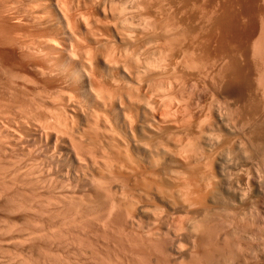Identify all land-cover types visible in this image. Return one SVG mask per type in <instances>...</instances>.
I'll return each mask as SVG.
<instances>
[{"label": "rangeland", "instance_id": "obj_1", "mask_svg": "<svg viewBox=\"0 0 264 264\" xmlns=\"http://www.w3.org/2000/svg\"><path fill=\"white\" fill-rule=\"evenodd\" d=\"M15 1H18V0H8V6L7 7H12V8H15V7H17L16 5H18V3L17 2H15ZM48 1V2H47ZM64 1H67V0H64ZM63 0H61V1H58V0H46L45 1V4H44V6L46 7L47 5V7L49 8V10H48V14H49V16H50V21L51 22H53L54 23V21H55V23H58L59 24V28H60V32L62 33V34H64L65 36L64 37H62V45H63V43H64V47L62 46V45H60V47L62 48H60L59 46H57V45H59L60 44V42H57L58 41V37L56 38V37H54L53 35V37H54V40H56L57 39V41H54V40H50L51 38H52V36L51 37H49V35H46L47 37L45 38L47 41H44L45 39H43V41H42V39H41V42H39L38 44L36 43L35 44V46H34V49L37 51L38 50V48H39V50L36 52L34 49H33V52L34 53H31V54H29V53H22L21 51H18L17 50V48H15V46H14V44L13 43H7V40L6 39H3L4 37L3 36H1V34H0V46H1V48H0V62H2V63H0V67H1V69H3V70H1L0 69V137L2 138H0V144H5V145H0V147H2V148H0L1 150L0 151H2V149H5V151L4 152H6V153H4L3 151L2 152H0V168H1V170H0V198H2V199H0V204H1V202H2V206L0 205V209H2V210H0V264H4V262H6L5 264H22L21 262H26L27 260H28V262H27V264H48V263H46L49 259H48V257L46 258V254H47V252H48V254H50L52 257H51V259L53 258V255H52V253H53V251H54V254L56 253V257L58 256V253H59V257H62L61 259L60 258H58V260H60L61 262H59L60 264H66V261H67V264L68 263H70V264H72V263H75V264H94V262L96 261L95 260V258L93 259L91 256H93L92 255V251L90 250V247L88 246V243L84 240L83 241V243H87V246L89 247L88 249L87 248H84V247H87L85 244H83V243H79L80 241L79 240H75V242H73L72 240L74 239V237H73V235H76L77 236V234H74V233H79L78 231H79V229H80V226L79 225H81L82 223H81V221L83 222V224L82 225H86V222H84V221H87L88 222V219L89 220H91L92 221V218H94L95 220H93V222H92V224L94 223V227L95 228H98V226H99V228H102L101 227V225H104L103 223H102V220L100 221V220H98L101 216L100 215H103V214H105V212L104 211H101V213L99 214V212H97L98 214H99V218L97 217V213L96 212H93V213H95V214H97L96 216L93 214V213H91L92 215H94V217L89 213V212H87V213H89V214H87L86 212H82L81 210V208H82V203H81V201L82 200H79L80 198H85V196L84 195H86V194H88L89 193V191H91L90 189H93L94 188V186H95V184L94 183H90L89 181H87V180H83V183H82V180H79V179H76L75 178V176H73V175H69V177L67 176V162H66V160H65V151H66V147H67V140H66V136L67 135H65L63 132H68L67 130H66V128H69L68 126H66V125H68V122L70 121V117H73V115L76 117V118H74V119H76L77 121H78V119H79V121L77 122V127H76V131L73 129V131L76 133L79 129H80V131H82L81 129H83V128H81L82 126H85V122L83 123V121H84V119H86V118H89L88 116L90 115L91 117L92 116H95V114L97 113H99L98 115L99 116H118V117H121L122 115H123V113L124 114H137L138 115V117L139 118H141V117H143V116H145L146 115V113H148V115L150 114H153V115H155V116H158V117H162L163 115L162 114H165V111L164 110H167V115L168 116H170V115H173L174 117H175V119H182L183 117L184 118H186V119H190V122H198L199 123V121L201 122V127H206L205 125L206 124H204V118H205V123H207V121H206V119H212V118H219L220 120H223L222 121V124H223V126H221V127H219V130H220V132H222L223 134L224 133H226V135L229 133L230 134V136L232 135V136H238L239 138H240V136H241V138H242V140H244L243 138L245 137V135L247 136V134H244L245 132L246 133H248L249 131L251 132H249V134H253V135H250V137L251 136H255L256 135V133H258L257 135H260V133H261V130H258V128L256 127V124H258L257 122H259L258 121V118H261L263 115H264V95H263V93H264V87L262 88V86H264L263 85V82H264V50L262 51V49H264V0H103V9H104V11H106V14H105V16L103 15V13H99L100 14V16L98 15V18H100V20L102 19V21H100L99 23H98V29H103L102 30V32H105V30H106V28H104L103 26H101L103 23H106L107 21L109 22L110 20V22H112V23H110V24H112V25H110L107 29L109 30V32H108V30H107V33L108 34H110L109 36H110V38H112L111 40H110V38L108 37V39H109V42L108 43H111V42H114L113 43V47L114 48H112L111 46V44H110V46L108 45V43H106V45L107 46H105V44L104 45H101V44H103V43H99V44H92L90 41H89V39H90V36L87 38V35H86V33H84V32H86L85 31V29L83 28V26H81V23H79L78 21V25H80V31L82 32L80 35H79V37L81 38V36H82V39H79V40H82V41H79V42H81V43H78V46L80 47H77V50H78V52H76V51H74L73 50V52H75V53H77V54H79L80 53V55L82 56H80V55H77V56H75V53L74 54H70L69 55V48H68V45H69V42L70 41H72V37L68 34V31H69V26H70V23H68L63 17H62V15H61V13H60V10H59V8H58V6L60 5V3L62 2H64ZM73 1V2H72ZM71 2H72V6H74L75 7V5L77 6L78 4H80L81 3V1H79L78 2V0H72ZM109 1H111L110 3H109ZM113 1V2H112ZM122 1V2H121ZM128 1V2H127ZM58 2H60V3H58ZM123 2H124V4H127V5H124L123 4ZM141 2V3H140ZM229 2V3H228ZM47 3V4H46ZM109 3V4H108ZM115 5H114V4ZM120 3V4H119ZM134 3V4H133ZM145 3V4H144ZM164 3V4H163ZM180 3V4H179ZM59 4V5H58ZM112 4H113V6H112ZM119 4V5H118ZM138 4V5H137ZM161 4V5H160ZM15 5V6H14ZM57 5V6H56ZM109 5V6H108ZM130 5V6H129ZM142 6V7H138V6ZM43 6V7H44ZM116 6V7H115ZM119 6V7H118ZM124 6V7H123ZM131 7V8H129V7ZM145 6V7H144ZM150 6V7H149ZM189 6V7H188ZM196 6V7H195ZM114 7L116 8L115 10H114ZM152 7V8H151ZM167 9H166V8ZM101 8V7H100ZM122 8V9H121ZM145 10H144V9ZM184 8V9H183ZM113 9V10H112ZM119 9V10H118ZM125 9V10H124ZM127 9V10H126ZM129 9L131 10V11H129ZM140 9V10H139ZM148 9V10H147ZM154 9V10H153ZM165 9V10H164ZM170 9H171V11H170ZM112 10V11H111ZM133 10H135V11H133ZM160 10V11H159ZM115 11H116V13H115ZM120 11V12H119ZM128 13H127V12ZM137 11H139V14H140V16H139V18H141V19H145L144 21L143 20H141V19H138V18H136V17H138L137 15H139V14H137ZM156 11V12H155ZM170 11V13H168ZM123 12V13H122ZM132 12V13H131ZM167 12V13H166ZM108 13H110V14H108ZM113 13V14H112ZM126 13V14H125ZM131 13V14H130ZM133 13H135V14H133ZM156 13V14H155ZM180 13V14H179ZM52 14V15H51ZM113 16H112V15ZM123 14V15H122ZM130 14V15H129ZM133 14V15H132ZM159 14V15H158ZM202 16H201V15ZM263 14V15H262ZM127 16L129 19H125V18H127V17H125V16ZM143 15H144V17H143ZM148 15V16H147ZM179 15V16H178ZM194 15V16H193ZM119 17V18H117V17ZM123 16V17H122ZM145 16H147V17H150L149 19L147 18V17H145ZM167 16V17H166ZM175 16V17H174ZM206 16V17H205ZM55 17V18H54ZM115 17V18H114ZM123 19H122V18ZM130 17H131V19H130ZM157 17V18H156ZM160 17V18H159ZM165 17V18H164ZM215 17V18H214ZM51 18H53V19H51ZM146 18H147V20H146ZM152 18V19H151ZM179 18V19H178ZM185 18V19H184ZM210 18V19H209ZM261 18V19H260ZM106 20V22H105V20ZM117 19V20H116ZM125 19V20H124ZM151 19V20H150ZM173 19V20H172ZM104 20V21H103ZM116 20V22H114ZM128 20V21H127ZM131 21V23H133V25L130 23V21ZM243 20V21H242ZM119 21V22H118ZM125 21V22H124ZM147 21V22H146ZM183 21V22H182ZM210 21V22H209ZM101 22H103V23H101ZM107 22V23H108ZM138 22V23H137ZM68 23V24H67ZM114 23L116 24V25H114ZM119 23H120V25H121V23H122V26H120L119 25ZM125 23V24H124ZM142 23H143V26H142ZM146 23V24H145ZM187 23V24H186ZM101 24V25H100ZM124 24V25H123ZM141 24V25H140ZM147 25V26H145V25ZM149 24V25H148ZM183 24V25H182ZM114 25V26H113ZM126 25V27L124 28V26ZM127 25H129V26H132V27H127ZM142 26V28H140V27H138V26ZM170 27H169V26ZM100 26H101V28H100ZM149 26V28H146V27H148ZM166 26V27H165ZM103 27V28H102ZM119 29V31L116 29ZM140 28L141 29V31L142 32H140V29H138V28ZM173 27V28H172ZM261 27V28H260ZM122 28H124V29H122ZM131 29L132 31H133V33H132V31H128L129 29ZM146 28V29H145ZM166 28V29H165ZM128 29V30H127ZM139 30V31H137V30ZM143 29L144 30H146V31H144L143 32ZM177 29H179V30H177ZM147 30H148V32H147ZM183 30V31H182ZM55 31V30H54ZM111 31V32H110ZM126 31V32H125ZM150 31V32H149ZM151 31H153V32H151ZM174 31V32H173ZM15 32V31H14ZM12 33L13 35L12 36H18L21 32L20 31H16V33L18 34V35H14V34H16V33ZM20 32V33H19ZM56 32V31H55ZM100 32H101V30H100ZM127 33L128 35L129 34H131V35H129L131 38H134V39H131L130 37L128 38V42H127V44L128 45H126L125 43L124 44H121L120 45V43H122L121 41H119V37H118V35L120 36L121 34H123V33ZM131 32V33H130ZM148 33V35L146 34V33ZM124 33V34H125ZM136 33H140V34H136ZM143 33V34H142ZM149 33H151V34H149ZM84 34V35H83ZM107 34V35H108ZM123 34V35H124ZM144 34H146V35H144ZM175 34V35H174ZM181 34V35H180ZM107 35H106V37H107ZM117 35V36H116ZM132 35H133V37H132ZM138 35V36H137ZM140 35V36H139ZM144 35V36H143ZM168 35V36H167ZM195 35V36H194ZM142 36V37H141ZM166 36V37H165ZM135 37H139V39H136ZM143 38V39H142ZM185 38H186V40H185ZM60 39V38H59ZM84 39V40H83ZM151 39V40H150ZM175 39V40H174ZM249 39V40H248ZM5 40V41H4ZM130 40H132L131 42H130ZM137 40L138 41H141V42H139V43H137V44H135L136 42H137ZM166 40H170L169 42H167ZM5 43H4V42ZM120 43H119V42ZM149 41V42H148ZM163 41V42H162ZM166 41V42H165ZM186 41V42H185ZM207 41V42H206ZM256 41V42H255ZM45 42V43H44ZM58 44H57V43ZM135 42V43H134ZM145 42H147V43H145ZM175 42V43H174ZM259 42V43H258ZM7 43V44H6ZM53 43V44H52ZM55 43V44H54ZM84 45H83V44ZM131 43V44H130ZM150 43V44H149ZM155 43V44H154ZM164 43V44H163ZM169 44V46H168V44ZM3 44H5L6 46L5 47H3L2 45ZM13 44V45H12ZM87 46H86V45ZM90 44V45H89ZM134 44V45H133ZM192 44V45H191ZM256 44V46H254ZM42 45V46H41ZM45 45V46H44ZM92 45V46H91ZM123 45V46H122ZM124 45H126V47L124 46ZM138 45V46H137ZM154 45V46H153ZM161 45V46H160ZM198 45V46H197ZM14 48H13V47ZM81 46L84 48V50L85 49H87L86 47H92V48H90V49H88V51H90L89 53H88V51L87 50H85L86 51V53L87 54H89L88 55V58H87V56L85 55L86 53L84 52V50H83V48H81ZM132 47V48H130V47ZM134 46H135V48H134ZM178 46V47H177ZM44 49H43V48ZM102 47V48H101ZM110 47V48H109ZM128 47V48H127ZM125 48V49H124ZM160 48V49H159ZM41 49V50H40ZM56 49H57V51H56ZM58 49H61V51H59ZM82 49V51L80 52L79 50H81ZM111 49V50H110ZM128 49H130V50H128ZM131 49H132V51H131ZM136 49V50H135ZM154 49V50H153ZM164 49V50H163ZM189 49V50H188ZM256 49V50H255ZM259 49V50H258ZM43 50V51H42ZM92 50V51H91ZM118 50H119V52H118ZM123 50H125V51H123ZM153 50V51H152ZM166 50V51H165ZM192 50V51H191ZM18 51V52H17ZM42 51V52H41ZM45 51V52H44ZM115 51H116V53H115ZM124 53H123V52ZM136 51V52H135ZM151 51H152V53H151ZM162 51V52H161ZM185 51H187V52H185ZM256 51V52H255ZM36 52V53H35ZM39 52V53H38ZM41 52V53H40ZM56 52V53H55ZM61 52V53H60ZM72 52V53H73ZM93 52V53H92ZM96 52H97V54H96ZM112 52H114V53H112ZM123 54H122V53ZM201 52H202V55H200L201 54ZM20 53H22V54H20ZM45 53V54H44ZM82 53V54H81ZM92 53V54H91ZM112 53V54H111ZM117 53H119V54H117ZM130 53V54H129ZM138 53V54H137ZM255 53V54H254ZM259 53V54H258ZM3 54V55H2ZM11 54V55H10ZM27 54V55H26ZM28 54H29V56H28ZM36 54H38V55H36ZM65 54V55H64ZM90 54L91 55H93L94 56V58H95V60L92 58L93 56H90ZM109 56H108V55ZM125 54V55H124ZM132 54V57L130 58L128 55H131ZM134 54V55H133ZM137 54V55H136ZM140 54V55H139ZM157 54V55H156ZM177 54V55H176ZM192 54V55H191ZM258 54V55H257ZM262 54V55H261ZM16 55V56H15ZM31 55V56H30ZM35 55V56H34ZM40 55V57H38ZM42 55H43V58H42ZM47 57H46V56ZM63 55V56H62ZM71 55H73V58H72V56ZM97 55V56H96ZM104 55V56H103ZM142 55V56H141ZM146 55V56H145ZM163 55V57H161ZM186 55V56H185ZM256 55V56H255ZM23 58H22V57ZM79 56V57H78ZM86 56V57H85ZM102 56V57H101ZM106 56H108V57H106ZM111 56V57H110ZM115 56H116V58H115ZM121 56V57H120ZM129 57V59L128 58H126V57ZM153 56V57H152ZM181 56V57H180ZM195 56V57H194ZM259 56V57H258ZM30 57V58H29ZM37 57V58H36ZM60 57V58H59ZM76 57V58H75ZM89 57H91L92 59H91V61H93L92 63H94V65L93 64H89V61H87V62H84V60H86V59H88L89 60ZM106 57V58H105ZM119 57H120V59L122 58V60H120L119 59ZM137 57V58H136ZM165 57V58H164ZM39 58V59H38ZM46 58V59H45ZM82 58H84V60L82 59ZM125 58V59H124ZM143 58V59H142ZM154 58V59H153ZM163 58V59H162ZM173 58V59H172ZM195 58H197V59H195ZM205 58V59H204ZM12 59V60H11ZM24 59H26V60H24ZM44 59V60H43ZM77 59V60H76ZM111 60L112 62H114L116 65H118V63L120 64L119 66H117V68L116 69H114L115 68V64L114 63H111L112 65H110V64H107V62L106 61H103V60ZM134 59V60H133ZM138 59V61L136 62L135 60H137ZM150 59H152V60H150ZM178 59V60H177ZM193 59V60H192ZM21 60V61H20ZM24 60V61H23ZM78 60H80V61H78ZM117 60V61H116ZM121 62H120V61ZM123 60L124 61H128L127 63H129L128 65H127V63L125 64L124 62H123ZM142 60H145V61H142ZM153 60H155V61H153ZM157 60V61H156ZM169 60V61H168ZM184 60H185V63H184ZM192 60V61H191ZM208 60V61H207ZM232 62H231V61ZM44 61H49L48 62V64L47 63H45ZM56 61V62H55ZM129 61H132V62H129ZM152 61V62H151ZM162 61V62H161ZM176 61H177V63H176ZM198 61V62H197ZM228 61H230L229 63H228ZM234 61H235V63L237 64H233L234 63ZM237 61V62H236ZM79 62L81 63V64H79ZM123 62V63H122ZM164 62V63H163ZM167 62V63H166ZM189 62H191L192 64H191V66H190V64H188ZM194 62V63H193ZM88 63V64H87ZM135 63H136V65H135ZM232 64V65H230V66H228V64ZM263 63V64H262ZM13 64V65H12ZM42 64V65H41ZM114 64V65H113ZM123 64H125V65H123ZM132 64V65H131ZM157 64V65H156ZM162 64V65H161ZM168 64V65H167ZM183 64V65H182ZM193 64H194V66H193ZM195 64H198V65H200V66H198V65H195ZM207 64V65H206ZM4 65V66H3ZM12 67H11V66ZM34 67H33V66ZM46 65V66H45ZM49 65V66H48ZM59 65V66H58ZM92 65L94 66V67H92ZM130 65V66H129ZM149 65V66H148ZM155 65V66H154ZM159 65V66H158ZM177 65V66H176ZM189 65V66H188ZM203 65V66H202ZM245 65V66H244ZM41 66V67H40ZM47 66H48V68H47ZM52 66V67H51ZM54 66V67H53ZM84 66V67H83ZM90 66L92 67V68H90ZM114 66V67H113ZM126 68H125V67ZM154 66V67H153ZM164 66V67H163ZM212 66V67H211ZM237 66V67H236ZM6 67H7V70H9V72L6 70ZM37 67V68H36ZM45 67V68H44ZM56 67H57V69H58V71L59 72H57V70H56ZM108 67H110V68H108ZM132 67V68H131ZM133 67L135 68V69H133ZM137 67V68H136ZM138 67H139V69H138ZM142 67V68H141ZM150 67H152V68H150ZM157 67V68H156ZM166 67V68H165ZM229 67V68H228ZM260 67V68H259ZM15 68V69H14ZM41 68V69H40ZM66 68H67V72H66ZM69 68H70V70H69ZM122 68L124 69V71L122 70ZM149 68H150V70H149ZM153 68H155V69H153ZM188 68V69H187ZM195 68V69H194ZM236 68H240V69H237V70H235ZM242 68H243V70H244V68H245V71H244V73H246V75L244 74L243 75V70H242ZM247 68V69H246ZM249 68V69H248ZM263 68V69H262ZM38 69V70H37ZM40 69V70H39ZM48 69V70H47ZM53 69V70H52ZM82 69H84V70H82ZM85 69H86V72H85ZM90 69H91V71H90ZM118 69V70H117ZM127 69H131V73H130V75H126V74H129L128 72H130L129 70H127ZM138 69V70H137ZM141 69V70H140ZM142 69H143V71H142ZM174 69V70H173ZM190 69V70H189ZM231 69H232V72H230L231 71ZM257 69V70H256ZM260 69V70H259ZM51 70V71H50ZM94 70V71H93ZM111 70V71H110ZM115 70H117V71H115ZM120 70V71H119ZM134 70H136V71H134ZM140 70V71H139ZM146 70V71H145ZM149 70V71H148ZM154 70H155V73H154ZM167 70V71H166ZM189 70V71H188ZM233 70H235V71H233ZM250 70V71H249ZM262 70V71H261ZM36 71V72H35ZM39 72V74H38V72ZM41 71H42V73H41ZM52 71H54L53 73H52ZM64 71V72H63ZM87 71H88V73H87ZM112 71H113V73H112ZM133 71H134V73H133ZM162 71V72H161ZM169 71V72H168ZM199 71V72H198ZM207 71V72H206ZM218 71H220V72H218ZM223 71V72H222ZM224 71L226 72V74H223L224 73ZM237 71H239V72H237ZM247 71H248V73H247ZM254 73H253V72ZM256 71H257V74H256ZM11 72H14V73H17L18 72V74H12ZM48 72H51V74L49 73V75H48ZM56 72V73H55ZM85 72V73H84ZM89 72H91V73H89ZM98 72V73H97ZM127 72V73H126ZM145 72V73H144ZM174 72V73H173ZM229 72V73H228ZM236 72L237 73H239L240 75H238V74H236ZM250 72V73H249ZM251 72H252V74H251ZM63 73V74H62ZM66 73V74H65ZM70 73V74H69ZM87 73V74H86ZM116 73V74H115ZM168 73V74H167ZM262 73V74H261ZM9 74L11 75V76H9ZM25 76H24V75ZM45 75V77H44V75ZM57 74H59L58 76H57ZM93 74H94V76H93ZM136 74V75H135ZM138 74V75H137ZM141 74V75H140ZM216 74V75H215ZM5 75V76H4ZM8 75V76H7ZM14 75V76H13ZM15 75H17V76H15ZM23 75V76H22ZM38 75H39V77H38ZM49 77H48V76ZM52 75V76H51ZM54 75V76H53ZM88 75V76H87ZM108 75H110V76H108ZM114 75V76H113ZM117 75V76H116ZM150 77H149V76ZM159 75V76H158ZM175 75V76H174ZM203 75V76H202ZM236 75V76H235ZM262 77H260V76ZM29 76V77H28ZM35 76H36V79H35ZM47 76V77H46ZM51 76V77H50ZM56 76V77H55ZM66 76V77H65ZM113 76V77H112ZM129 76H130V78H129ZM243 76V77H242ZM250 76H252V78L250 77ZM258 76V77H257ZM7 77H8V81L10 82H8L7 81ZM10 77H13L12 79H10ZM15 77H16V79H15ZM24 77V78H23ZM26 77V78H25ZM61 77H64L65 78V80H64V78H61ZM97 77V78H96ZM117 77V78H116ZM140 77V78H139ZM169 77V78H168ZM245 77V78H244ZM249 77V79H247ZM257 77V78H256ZM260 77V78H259ZM19 78V79H18ZM28 78V79H27ZM41 80H40V79ZM45 78L47 79V80H45ZM50 78V79H49ZM55 78V79H54ZM57 78V79H56ZM58 78H61L62 79V81H61V79L59 80ZM108 78V79H107ZM137 78H139V79H137ZM157 78V79H156ZM161 80H159V79ZM176 78V79H175ZM236 78V79H235ZM244 78V79H243ZM251 78V79H250ZM261 80H259V79ZM10 79V80H9ZM20 79H23V80H20ZM29 79H30V81L32 82V85H31V82L29 81ZM49 79V80H48ZM67 79V80H66ZM97 79V80H96ZM100 79V82H97L98 80ZM111 79V80H110ZM136 79V80H135ZM142 79V80H141ZM146 79V80H145ZM238 79L240 80V81H238ZM246 79H247V81H246ZM263 79V80H262ZM44 80V81H43ZM51 80H53V81H51ZM68 80H70V83H69V81ZM90 80H92V81H90ZM119 82H118V81ZM160 82H159V81ZM165 80V81H164ZM212 80V81H211ZM246 82H245V81ZM254 80H256V81H254ZM262 83H260L259 81ZM17 81V82H16ZM22 81V82H21ZM25 81V82H24ZM30 83H29V82ZM65 81V82H64ZM75 81H77V82H75ZM84 81V82H83ZM116 81V82H115ZM137 81H139V82H137ZM148 81V82H147ZM177 81V82H176ZM231 81V82H230ZM243 81V82H242ZM34 82H36V84L34 83ZM59 82V83H58ZM63 82V83H62ZM130 82V83H129ZM157 82V83H156ZM238 82H240L239 84H240V86H239V84H238ZM256 82V83H255ZM3 83H4V85H3ZM16 86H14L13 84ZM16 83V84H15ZM38 83V84H37ZM57 83V84H56ZM67 83V84H66ZM75 83V84H74ZM77 83H79L78 84V86H77ZM115 85H114V84ZM123 83V84H122ZM139 83H140V86H138L139 85ZM150 83H151V85H152V87H151V85H150ZM168 83V84H167ZM169 83H171V84H169ZM242 83H244L245 85H242ZM258 83V84H257ZM9 84H11L12 85V87H11V85H9ZM29 84V85H28ZM63 86H62V85ZM65 84H66V86H65ZM89 84H91V85H89ZM98 84V85H97ZM100 84V85H99ZM126 86H125V85ZM179 84V85H178ZM216 84V85H215ZM259 84H261V85H259ZM2 85V86H1ZM42 85V86H41ZM133 85V86H132ZM218 85V86H217ZM56 86V87H55ZM59 86V87H58ZM62 88H61V87ZM76 86V87H75ZM81 86V87H80ZM93 86V87H92ZM96 86V87H95ZM104 86H105V88H104ZM120 86H122V87H120ZM130 86V87H129ZM137 87L136 89V91H137V93H138V96H136L137 95V93H133V89L135 88V87ZM163 86H165V87H163ZM239 86V88L237 89V87ZM2 87V88H1ZM5 87H6V89H5ZM19 87H21V88H19ZM33 87H34V89H33ZM43 87V88H42ZM52 87V88H51ZM66 87V88H65ZM90 87H91V89H90ZM94 87L96 88V91L99 89V90H101V91H98L99 92V94L94 90ZM100 87V88H99ZM103 87V88H102ZM107 87V88H106ZM109 87V88H108ZM115 87V88H114ZM116 87H119V88H117L116 89ZM125 87H127V88H125ZM133 87V88H132ZM171 87V88H170ZM180 87H181V89H180ZM241 87V88H240ZM11 88V89H10ZM18 88H19V91H18ZM74 88V89H73ZM80 88V89H79ZM92 88H93V92H91L92 91ZM102 88V89H101ZM112 88V89H111ZM128 88H132L131 90H130V94L132 95H130V98H129V91H127V89ZM175 88V89H174ZM195 88V89H194ZM3 89V90H2ZM5 89V90H4ZM46 89V90H45ZM55 89V90H54ZM105 89V90H104ZM115 89V90H114ZM123 89H126V90H123ZM159 91H158V90ZM178 89V90H177ZM194 89V90H193ZM16 90V91H15ZM50 90V91H49ZM65 90V91H64ZM71 90V91H70ZM107 90V91H106ZM111 90H112V92H111ZM113 90H114V92H113ZM140 90V91H139ZM176 90V91H175ZM261 90V91H260ZM27 91V92H26ZM47 91V92H46ZM68 91V93H66ZM70 91V92H69ZM77 91H78V93H77ZM108 92V95L106 94V92H105V99H104V96H102L103 94L101 93V92ZM112 93V94H110L109 95V93L110 92ZM121 91H123V92H121ZM134 91H135V89H134ZM45 92V93H44ZM62 92V93H61ZM64 92V93H63ZM74 92H76V94H77V96H76V94L74 93ZM125 92H127L126 94H125ZM141 92V93H140ZM144 92V93H143ZM151 92V93H150ZM153 92V93H152ZM159 92V93H158ZM160 92H161V94H160ZM166 94H165V93ZM260 92V93H259ZM37 93V94H36ZM47 93H49L48 95H47ZM56 93V94H55ZM66 93V94H65ZM93 93H94V95H93ZM119 93V96H120V98H118V94ZM123 93V94H122ZM142 93L144 94V95H142ZM156 93V94H155ZM164 93V94H163ZM174 93V94H173ZM252 93V94H251ZM24 94V95H23ZM36 94V95H35ZM41 94V95H40ZM44 94V95H43ZM58 94V95H57ZM71 94V95H70ZM75 94V95H74ZM97 94V95H96ZM101 94V95H100ZM116 94V95H115ZM141 94V95H140ZM151 94V95H150ZM191 94V95H190ZM248 94V95H247ZM16 95V96H15ZM18 95V96H17ZM43 95V96H42ZM54 95H55V98H53L54 97ZM102 96L101 98H99L100 96ZM135 95V96H134ZM149 95V96H148ZM159 95V96H158ZM170 95V96H169ZM176 95V96H175ZM181 95V96H180ZM11 96V97H10ZM38 96V97H37ZM47 96V97H46ZM51 96V97H50ZM71 96V97H70ZM79 96H81V97H79ZM94 96V97H93ZM96 96H97V99H96ZM110 96V97H109ZM112 96H113V98H112ZM122 96H124V97H122ZM128 96V97H127ZM139 96H141L140 98H139ZM158 96V97H157ZM174 96H175V98H174ZM188 96V97H187ZM212 96V97H211ZM262 96V97H261ZM5 97V98H4ZM8 97V98H7ZM15 97H17V98H15ZM74 97V98H73ZM87 97V98H86ZM122 97V98H121ZM135 97L137 98V100L139 99L140 100V102L139 103H141V105H140V109L138 108L135 112H131V111H129L130 109L129 108H125L124 109V107L125 106H128V104H130V101H133L134 99H135ZM172 97V98H171ZM210 97H211V99H210ZM12 98V99H11ZM31 98V99H30ZM39 98V99H38ZM57 98H59L58 100H57ZM65 98V99H64ZM71 98V100H73V101H70L69 99ZM73 98V99H72ZM109 98V99H108ZM115 98V99H114ZM131 98L133 99V100H131ZM146 98V99H145ZM148 98V99H147ZM160 98V99H159ZM173 98H174V100H173ZM184 98V99H183ZM254 98V99H253ZM11 99V100H10ZM48 99H50V100H48ZM85 99V100H84ZM100 99V100H99ZM107 99H108V102H107ZM113 99V101H111ZM120 99V101H118ZM130 99V100H129ZM143 99V100H142ZM150 99V100H149ZM225 99H227V100H225ZM251 99V100H250ZM263 99V100H262ZM14 100V101H13ZM24 100H25V104L23 103L24 102ZM28 102H27V101ZM40 100V101H39ZM105 100V102H107V103H103V101ZM114 100H115V102H114ZM128 100H129V102H128ZM136 100V99H135ZM135 100L133 101V102H135ZM147 100V101H146ZM171 100V101H170ZM179 100V101H178ZM13 101V102H12ZM33 101V102H32ZM42 101V102H41ZM52 101V102H51ZM61 101V102H60ZM79 101H80V103H79ZM98 102V103H96V102ZM100 101V102H99ZM102 101V102H101ZM110 101V102H109ZM142 101H146V102H142ZM164 101V102H163ZM230 101V102H229ZM29 102H32V103H29ZM36 103V106H35V103ZM45 102V103H44ZM68 102H71V103H68ZM85 102V103H84ZM112 102H114V104L112 103ZM132 102V103H133ZM222 102V103H221ZM248 102V103H247ZM3 103V104H2ZM44 103V104H43ZM57 103V104H56ZM63 103V104H62ZM101 103V104H100ZM103 103V104H102ZM121 103H123V105H125V106H123V108L120 106V105H122ZM137 104H138V101L136 102ZM142 103H143V105H142ZM144 103H147L148 105H145ZM152 103V104H151ZM186 103H187V105H186ZM197 103V104H196ZM223 103H225V106L223 105ZM229 103V104H228ZM243 103V104H242ZM247 103V105H249V107L247 106V105H245L244 106V104H246ZM15 104V105H14ZM20 104V105H19ZM67 104H69V105H67ZM80 104V105H79ZM105 104V106H103ZM120 104V105H119ZM176 104V105H175ZM184 104H185V106H184ZM191 104V105H190ZM9 105V106H8ZM11 105V106H10ZM22 105V106H21ZM52 106V108L50 107V106ZM70 105H71V107H70ZM77 105V106H76ZM79 105V106H78ZM82 105V106H81ZM85 105V106H84ZM92 105V106H91ZM94 105V106H93ZM107 105V106H106ZM109 105V106H108ZM145 105V106H144ZM160 105V106H159ZM171 105V106H170ZM183 105V106H182ZM223 105V106H222ZM252 105V106H251ZM263 105V106H262ZM5 106V107H4ZM19 106V107H18ZM26 106H27V108H29V109H27L26 108ZM33 106H35L36 107V110H35V107L33 108ZM56 106V107H55ZM81 106V107H80ZM96 106V107H95ZM101 106V107H100ZM112 106V107H111ZM148 106V107H147ZM150 106V107H149ZM157 106V107H156ZM176 106V107H175ZM193 106H194V108H193ZM258 110V112L257 113H259V115L258 114H256L257 116H258V118H257V116H255L254 118H256V119H253L254 121H252L251 119V123H252V128L253 129H257L256 131L255 130H253V132H255V135H254V133H252V130L250 129L251 128V126L250 127H248L249 125H250V123H249V121L247 122V123H243V124H246V125H248V126H240L239 127V125H241L242 124V121H244V120H247V118L246 119H244L245 118V115L246 114H248V116L246 115V117H252L253 118V116L255 115H252L253 114V111H254V113H256V111L257 110H255L254 109V107ZM23 107H25V109H22ZM31 107V108H30ZM39 107H42V108H39ZM59 108V111H58V108ZM65 107V108H64ZM82 107H84L83 109H82ZM91 109H90V108ZM93 107V108H92ZM98 107H100V108H98ZM102 107H104V108H102ZM106 107V108H105ZM108 107V108H107ZM121 107V108H120ZM146 108V110H145V108ZM155 107V108H154ZM161 107V108H160ZM166 107V108H165ZM190 107V108H189ZM202 107V108H201ZM210 107H211V109H210ZM223 107H225V108H223ZM230 107V108H229ZM247 107H248V109L250 108V109H252V112H250V111H248L247 110ZM34 109V110H30V109ZM39 108V109H38ZM46 108V109H45ZM64 108V109H63ZM67 108V109H66ZM79 108V109H78ZM81 108V109H80ZM98 108V109H97ZM148 108V109H147ZM150 108H152V110L154 111V113H150V112H148V110L149 111H151V109ZM163 108V109H162ZM175 108V110H173ZM177 108V109H176ZM182 108V109H181ZM244 108V109H243ZM20 109V110H19ZM40 109H41V112H40ZM62 109V110H61ZM75 111H74V110ZM78 109V110H77ZM88 110V112H87V110ZM93 109L96 111V113H94L93 112ZM101 110V111H97V110ZM109 109V110H108ZM123 109H124V112H123ZM127 109V110H126ZM185 109V110H184ZM196 109V110H195ZM263 109V110H262ZM11 110V111H10ZM22 110V111H21ZM27 110V111H26ZM29 110V111H28ZM38 110V111H37ZM44 110L47 112H44ZM72 110V111H71ZM82 110H84V111H82ZM89 110H90V112H89ZM180 110H182V111H180ZM212 110V111H211ZM231 110V111H230ZM10 111V112H9ZM21 111V112H20ZM58 113H57V112ZM82 111V112H81ZM126 111H128V112H126ZM141 111H142V113H141ZM185 111V112H184ZM238 111V112H237ZM262 111V112H261ZM2 112V113H1ZM86 112V113H85ZM93 112V113H92ZM103 112H105L104 114H103ZM123 112V113H122ZM126 112V113H125ZM131 112V113H130ZM164 112V113H163ZM169 112V113H168ZM173 112H174V114H173ZM198 112V113H197ZM232 112H233V114H232ZM247 112V113H246ZM263 113V114H261V113ZM23 113V114H22ZM37 113V114H36ZM45 113V114H44ZM50 113V114H49ZM52 113V114H51ZM60 113V114H59ZM61 113H63L65 116H63V114H62V116L63 117H61ZM69 114L68 116L66 115V114ZM76 113V114H75ZM80 113V114H79ZM84 113L85 114H87V117H86V115H84ZM100 113H101V115H100ZM107 113V114H106ZM178 113V114H177ZM219 113V114H218ZM224 113H225V115H224ZM4 114V115H3ZM6 114V115H5ZM16 114V115H15ZM26 114V115H25ZM30 114V115H29ZM55 114H57L58 115V117H57V115H55ZM71 114V115H70ZM94 114V115H93ZM106 114V115H105ZM159 114H160V116H159ZM231 114V115H230ZM245 114V115H244ZM8 115V116H7ZM9 115H12V116H9ZM22 115V116H21ZM27 115H29V116H27ZM32 115H34V116H32ZM35 115H37V116H35ZM50 115L52 116V117H54L55 119H57V120H54V118H52V117H50ZM97 115V116H98ZM167 115H164V116H167ZM178 115V116H177ZM182 117H181V116ZM203 115V116H202ZM209 117H208V116ZM219 115H221L222 117H220ZM230 115V116H229ZM252 115V116H251ZM9 118H7V117ZM24 116V117H23ZM41 116H43V117H41ZM60 116V117H59ZM67 116V117H66ZM79 118H78V117ZM98 116V117H99ZM163 116V117H164ZM166 117V118H169V117ZM212 116V117H211ZM241 116H243L244 118H242ZM6 117V118H5ZM31 117V118H30ZM32 117H33V119H32ZM57 117V118H56ZM64 117H66L65 119H64ZM86 117V118H85ZM174 117L172 118L171 116H170V118L169 119H174ZM191 117V118H190ZM195 117V118H194ZM207 117V118H206ZM228 117V118H227ZM237 117V118H236ZM264 117V116H263ZM40 118V119H39ZM45 118V119H44ZM62 118V119H61ZM165 118V117H164ZM200 118H202V120H200ZM22 119V120H21ZM42 119V120H41ZM50 120L51 119V121H49V122H47L48 120ZM53 119V120H52ZM61 119V120H60ZM64 119V120H63ZM228 119H229V122H231L232 121V123H236V122H238V124H229V123H226L225 124V122H226V120L228 121ZM241 119H244V120H241ZM9 120V121H8ZM11 120V121H10ZM14 120V121H13ZM30 122H29V121ZM35 120V121H34ZM66 120H68V121H66ZM192 120V121H191ZM199 120V121H198ZM231 120V121H230ZM255 120H256V122H255ZM260 120V119H259ZM13 121V122H12ZM54 121H56L57 123L59 122V123H63L64 121V123L63 124H61V126L59 125V124H56V125H58V126H60V129L61 130H59V127L58 128H56V126H54L53 124H50V123H53ZM62 121V122H61ZM225 121V122H224ZM234 121V122H233ZM45 122H47L48 124H50V125H47ZM224 122V123H223ZM241 122V124H239ZM21 123V124H20ZM67 123V124H66ZM256 123V124H255ZM5 124V126H3ZM16 124H17V126H16ZM29 124V125H28ZM42 124H43V126H42ZM79 124V125H78ZM194 124V123H193ZM196 124V123H195ZM195 124H194V126L193 125H191V128L193 129V130H195V128H196V126H195ZM225 124V125H224ZM254 124H255V128L253 127L254 126ZM8 125V126H7ZM20 125V126H19ZM22 125H24L23 126V128L25 129H23L22 128V130L20 129V127L22 126ZM47 125V126H46ZM64 125L66 126V128L64 129V131H63V128H64ZM82 125V126H81ZM231 125V126H230ZM232 125L235 127H232ZM15 126V127H14ZM28 126H31V127H29L28 128ZM34 126V127H33ZM41 129H38V127ZM81 126V127H80ZM227 126H228V128H227ZM35 127H37V129L35 128ZM47 127V128H46ZM195 127V128H194ZM232 127V128H231ZM241 127H242V129H241ZM11 128L14 130V131H16V134H14L15 132L14 131H12L11 130ZM27 128V129H26ZM33 128V130H34V128H35V130L33 131V130H31ZM44 128H46V130H48V132H50V133H48ZM55 128V129H54ZM247 128L249 129V131L247 132ZM18 129V130H17ZM50 129V130H49ZM241 129V130H240ZM11 130V131H10ZM20 130V131H19ZM28 130V131H27ZM230 130V131H229ZM2 131H4L3 133H2ZM24 131H26V132H23ZM31 133H30V132ZM36 131H37V133H36ZM42 131H45V132H47V134H49L51 137H52V135H51V132H53L52 134H53V137H54V131L56 132L57 131V133H55L56 134V138H57V136H62L63 134L65 135H63L62 137H58V140L57 139H55L56 141H53V139L55 138H51L49 135L47 136V134H45L46 136H47V138L45 139V137L43 136L44 134H41V133H43ZM226 131V132H225ZM229 131V132H228ZM259 131V132H258ZM12 132H14L13 134H12ZM28 132H29V134H28ZM60 132H62L61 134H60ZM65 132V133H66ZM233 132V133H232ZM9 133V134H8ZM20 133V134H19ZM25 133H27V134H25ZM39 133L41 134L40 135V137H39ZM80 133V132H79ZM235 133V134H234ZM2 134V135H1ZM6 134V135H5ZM22 136L23 138H21L22 139V142H24V143H22V142H20V136ZM24 134L26 135V136H24ZM34 134H36V136L38 137L37 138V140H36V137H35V135ZM67 134V133H66ZM228 134V135H229ZM242 134V135H241ZM243 134H244V136H243ZM4 135V136H3ZM8 135V136H7ZM17 135V136H16ZM29 135V136H28ZM76 135V134H75ZM14 136H16V137H14ZM243 136V137H242ZM249 136V135H248ZM247 136V137H248ZM5 137H6V139H7V142H6V139H5ZM15 138V140H17V138H19L20 140L18 141L17 140V142H16V144H18V145H16L15 144V140H13L12 138ZM31 137V138H30ZM43 137V139H41ZM247 137H245V138H247ZM34 138V139H33ZM61 138V139H60ZM63 138V139H62ZM241 138H240V140H241ZM41 139V140H40ZM2 140V141H1ZM40 140V141H39ZM63 140V141H62ZM65 140H66V142H65ZM8 141H10V142H8ZM35 143H33V142ZM44 141H46V143L44 142ZM5 142V143H4ZM14 142V143H13ZM36 142L37 143H39V147H38V144H36ZM50 142V143H49ZM61 142V143H60ZM63 142V143H62ZM9 143H10V147H8L9 146ZM22 143V147L20 146V144ZM42 143V144H41ZM54 143H56V144H58L57 145V148H58V154L57 155H59L60 154V159L57 161V162H55V160H52L53 158L54 159H56L55 157H53L51 154H53L54 155V153H55V151H54V148L53 147H55L56 146V144H54ZM15 144V146L13 147V145ZM31 145V146H29V145ZM47 144V145H46ZM8 145V146H7ZM12 145V146H11ZM23 145H24V147H23ZM27 145V146H26ZM34 145H35V147H34ZM52 145V146H51ZM60 145V146H59ZM61 145H63V146H61ZM65 145H66V147H65ZM4 146H6V147H4ZM18 146V147H17ZM44 146V147H43ZM48 146H51L52 147V149H48V148H50V147H48ZM59 146V147H58ZM20 147H21V149H22V152L20 151L21 149H20ZM26 147V148H25ZM30 147V148H29ZM39 149H38V148ZM47 147V148H46ZM14 148V149H13ZM16 148V149H15ZM18 148V149H17ZM23 148H25V150L23 149ZM42 148V149H41ZM8 149V150H7ZM32 149H35V150H32ZM40 149H41V151H40ZM46 149V150H45ZM39 152H37V151ZM42 150H45V151H43L42 152ZM52 150V151H51ZM24 151V152H23ZM35 151V152H34ZM51 151V152H50ZM10 153V154H8V153ZM28 152H31V153H28ZM53 152V153H52ZM61 152V153H60ZM38 155H37V154ZM43 153H45V154H43ZM57 153V152H56ZM55 153V154H56ZM4 154V155H3ZM16 154V155H15ZM26 154V155H25ZM5 155L7 156V155H9L8 157H5ZM12 155V156H11ZM13 155H15V157L13 156ZM35 155V156H34ZM2 156V157H1ZM28 156H30V157H32V159L30 158V157H28ZM50 156V157H49ZM259 156V155H258ZM258 156L256 157L257 159H259V161H261L260 160V158L263 160V158H262V156L261 157H259L258 158ZM12 157L14 158L13 160H12ZM46 157V158H45ZM53 157V158H52ZM5 158H6V160H5ZM11 158V159H10ZM21 158H22V160H21ZM28 158V159H27ZM30 158V159H29ZM39 158V159H38ZM50 158V159H49ZM256 158H255V160H256ZM10 159V160H9ZM20 160V162H19V160ZM30 160V161H29ZM35 160V161H34ZM37 160H38V162H37ZM44 160V161H43ZM48 160V161H47ZM61 160V161H60ZM63 160V161H62ZM254 160V161H255ZM27 161L28 162H30V163H28L27 164ZM40 161H41V163H40ZM53 161V162H52ZM5 162V163H4ZM9 162V163H8ZM12 162V163H11ZM14 162V163H13ZM26 164H25V163ZM50 164H53V165H50ZM52 162V163H51ZM263 162H264V160H263ZM10 165V167H9V165ZM19 163V164H18ZM33 163V164H32ZM37 163V167H36V164ZM42 163H43V165H42ZM45 163V164H44ZM54 163H55V165H54ZM59 163H61V164H59ZM65 163V164H64ZM258 163H262V161L261 162H258L257 160L254 162V164H256L257 166H258ZM4 166H3V165ZM7 164V165H6ZM15 164V165H14ZM63 164V165H62ZM263 164V163H262ZM2 165V166H1ZM17 165H19V166H17ZM24 165V166H23ZM39 165V166H38ZM48 165V166H47ZM255 165V166H256ZM264 165V164H263ZM263 165H259V167L260 166H263ZM6 166V167H5ZM7 166H8V168H7ZM26 166V167H25ZM28 166H31V167H28ZM256 166V167H257ZM5 167V168H4ZM18 169H17V168ZM40 167V168H39ZM46 167V168H45ZM51 169H50V168ZM58 168V169H56V168ZM59 167H60V169H59ZM264 167V166H263ZM15 168V169H14ZM31 168V169H30ZM62 168V169H61ZM4 169V170H3ZM5 169H7L6 171H5ZM21 169V170H20ZM35 169V170H34ZM51 171H49V170ZM58 171H56V170ZM17 170V171H16ZM41 170V171H40ZM66 170V171H65ZM33 171V172H32ZM39 171H40V174H39ZM48 171V172H47ZM55 171V172H54ZM60 171H61V173H60ZM3 172V173H2ZM9 172V173H8ZM14 172H15V174H14ZM31 172V173H30ZM36 172V173H35ZM42 172V173H41ZM54 172V173H53ZM64 172V173H63ZM13 173V174H12ZM58 173V174H57ZM20 174V175H19ZM35 174V175H34ZM44 174H46V175H44ZM48 174V175H47ZM51 174H52V176H51ZM56 176H55V175ZM95 176H96V178L97 179H100L101 180V178H104V177H98V175H99V173H93ZM98 174V175H97ZM17 175V176H16ZM31 175V176H30ZM33 175H34V177H33ZM63 175V176H62ZM101 175V174H100ZM104 175V174H103ZM262 175V174H261ZM3 176V177H2ZM21 176H24L25 178H23V177H21ZM46 176V177H45ZM54 176V177H53ZM62 176V177H61ZM71 176V177H70ZM263 176V175H262ZM6 177V178H5ZM10 177V178H9ZM43 177V178H42ZM49 177H53L52 179L51 178H49ZM60 177V178H59ZM73 177V178H72ZM264 177V176H263ZM14 180V181H12L11 182V180L12 179ZM21 178V179H20ZM47 178V179H46ZM96 178L94 179V181L96 180ZM261 178V177H260ZM3 179V180H2ZM7 179L10 181H7ZM19 179V180H18ZM37 179L38 181L39 180H41L42 179V181L45 179V181H43V183H42V181L40 182L39 181V183H38V181H36L35 183H34V181ZM48 179H49V182H48ZM58 179V180H57ZM76 180V181H74V180ZM262 179V178H261ZM5 180V181H4ZM17 180H18V182H19V184H18V182H17ZM51 180V181H50ZM54 180V181H53ZM57 180V181H56ZM68 180V181H67ZM107 180L106 178H104L103 179V182H101V181H99V180H96L95 182L97 183V181H98V183L99 182H101V183H103V184H105L104 182ZM263 180H264V178L261 180L262 182H263ZM4 181V182H3ZM48 183H47V182ZM60 183H64V182H67V183H64V185H63V183H62V185L60 184L59 185V182ZM77 181H78V183H77ZM80 181V182H79ZM86 181V182H85ZM15 184H14V183ZM25 182H27L28 184H25ZM31 182H33L32 184H31ZM46 182V183H45ZM56 184H55V183ZM68 182H70V183H68ZM71 182H72V185H71ZM76 182V183H75ZM3 183V184H2ZM13 183V184H12ZM23 185H22V184ZM52 183V184H51ZM75 185H78V186H80V187H78V186H74V184ZM97 183V184H98ZM264 183V182H263ZM17 184V188H16V185ZM39 184V185H38ZM41 184H43V186L41 185ZM47 184H50L49 186H47ZM54 184V185H53ZM68 184L70 185V186H72V188L70 187V186H68ZM88 186H87V185ZM103 184H100L99 183V185H100V187L102 188V185ZM106 184L108 185L109 183H107L106 182ZM104 185L103 187H106L107 185ZM6 185H8L7 187H4V186H6ZM10 185V186H9ZM12 185H14L13 187H12ZM19 185H20V187H19ZM29 187H28V186ZM36 185V187L37 188H35L34 186ZM42 187H41V186ZM91 185V186H90ZM94 185V186H93ZM30 186H31V188H30ZM34 187V190H33V187ZM45 186H46V188H45ZM60 186V187H59ZM63 186V187H62ZM65 186V187H64ZM67 186L69 187V188H67ZM86 186V187H85ZM93 186V187H92ZM15 187V188H14ZM27 187V188H26ZM74 187V188H73ZM111 187H113L112 185H111ZM7 189V193L5 192L6 191V189ZM13 188V189H12ZM22 188V189H21ZM54 188H56L55 189V191H54ZM61 188V189H60ZM65 190H64V189ZM78 188H80L79 189V192H77L78 190ZM81 188H83V189H81ZM85 188V189H84ZM89 189L88 191H86L87 189ZM114 188V187H113ZM4 189H5V191H4ZM16 189V190H15ZM17 189H19V190H17ZM24 189H26V190H24ZM28 189V190H27ZM32 189V190H31ZM40 190V191H37V190ZM43 189V190H42ZM46 189V190H45ZM68 189H69V191H68ZM75 189V190H74ZM264 189V188H263ZM2 190V191H1ZM49 190V191H48ZM57 190V191H56ZM62 190V191H61ZM80 190H81V192H80ZM261 190V189H260ZM260 190H258V192H257V194L254 196V197H252L251 199H249L250 201H248V199L247 200H244L243 201V204L241 205L242 207V209L241 210H243L244 212L247 210V212H243V213H241L242 211L241 210H238L237 211V214L236 215H230L229 213L228 214H226V215H224L225 213H227L226 211H223L224 212V214H223V212H222V210H221V208L219 207V210L216 212V216L217 217H220L221 216V219H227V220H231V221H233V222H231V223H234V225L236 224V225H238V226H236L237 227V229H238V243H239V251H238V256L236 257V258H234L233 260H229L228 262H229V264H264V198H263V196H264V190H263V192H261ZM25 191V192H24ZM30 191H34V197L32 196V194L33 193H31ZM50 193H48V192ZM52 191V192H51ZM54 191V192H53ZM64 191V192H63ZM66 191V192H65ZM31 194H29V193ZM39 192V193H38ZM75 192V193H74ZM85 192H88V193H86L85 194ZM25 195H24V194ZM37 193H38V195H37ZM43 193V194H42ZM47 194V196H46V194ZM55 193V194H54ZM57 193H59V194H57ZM64 193V194H63ZM71 194V196H73V197H69L68 196V194ZM83 194V196H82V194ZM4 194V195H3ZM29 194V195H28ZM41 194V195H40ZM49 194V195H48ZM67 194V195H66ZM69 194V195H70ZM75 196H74V195ZM80 194H81V196L82 197H80ZM3 195V196H2ZM9 195H10V197H9ZM12 195V196H11ZM21 197H20V196ZM54 195H58L57 197L56 196H54ZM60 195H62V196H64L63 198L65 199H63L62 200V197L60 196ZM259 195V196H258ZM13 196H14V198H16V199H14L13 198ZM17 196V197H16ZM33 197V198H30V197ZM36 196H38V197H40V196H42V199H43V201H42V199H40V198H38V199H40V200H36ZM7 197H9V198H7ZM12 197V198H11ZM19 197V198H18ZM49 199V197H51L50 199H49V201H47L48 199ZM53 197V198H52ZM65 197H67V199L65 198ZM78 197V198H77ZM17 198H18V200H17ZM61 198V199H60ZM75 198V199H74ZM114 198H115V202L118 200L117 198L118 197H116V195L114 196ZM255 198H257V199H255ZM25 202H23L22 200ZM29 199V200H28ZM47 199V200H46ZM56 200V202L55 201H53V200ZM60 199V200H59ZM78 199V200H77ZM117 199V200H116ZM32 200H34V202H32ZM35 200L38 202H36L35 203ZM52 200V201H51ZM66 200H67V202H66ZM71 200V201H70ZM77 200V201H76ZM120 200V199H119ZM253 201V203H252V201ZM6 203H5V202ZM7 201H9V202H7ZM14 201V202H13ZM30 202V203H28V202ZM45 201V202H44ZM51 201V202H50ZM58 201V202H57ZM62 201V202H61ZM71 203H70V202ZM77 203H76V202ZM18 202V203H17ZM33 204H36V205H32V203ZM45 204H44V203ZM50 204H49V203ZM52 202H53V204H52ZM55 202V203H54ZM66 202V203H65ZM69 202V203H68ZM73 202V203H72ZM74 202L76 203V204H78L77 205V207H75V205H74ZM118 202V201H117ZM247 202V203H246ZM249 202V203H248ZM3 203L4 204H6V206L5 205H3ZM10 203V204H9ZM11 203H13V204H11ZM21 203V204H20ZM23 203V204H22ZM30 204V205H28V204ZM39 203H40V205H41V203H43L42 204V206H40L39 205ZM47 203H48V206L49 205H51V206H49V208H48V206H46L47 205ZM58 204L57 206L58 207H56L55 206V204ZM62 205H60V204ZM63 203H64V206H63ZM67 203H68V206H69V208L67 207H65V206H67ZM220 203H222V202H220ZM256 203V204H255ZM258 203V204H257ZM262 203V204H261ZM74 206H73V205ZM224 204V203H223ZM251 204V205H250ZM8 205H10V206H8ZM11 205H14V206H11ZM21 205V206H20ZM22 205H24L23 207H22ZM32 205V206H31ZM44 205V206H43ZM70 205H72L73 207H75V209H73V207L71 206L70 207ZM79 205L81 206L80 207V209H78V207H79ZM250 205V206H249ZM258 205V206H257ZM8 206V207H7ZM21 207L22 208V210L21 209H19V211L17 210V208L16 207ZM26 206V207H25ZM30 206V207H29ZM34 206H36V207H39L40 206V210L38 209V208H36V207H34ZM116 206H117V204H116ZM116 206H114V208L116 207ZM8 209H7V208ZM14 207V208H13ZM30 208V210H28V211H26L25 213H22V212H24L25 211V209L26 208ZM36 209H34V208ZM45 207H47V208H45ZM51 207V208H50ZM54 207H56V208H54ZM59 207L61 208V209H59ZM62 207H63V210H62ZM245 209H244V208ZM248 207V208H247ZM251 207V208H250ZM7 209V211H6V209ZM16 208V209H15ZM58 208V209H57ZM67 209V210H64V209ZM253 208V209H252ZM259 210V211H257V209ZM24 209V210H23ZM44 209V210H43ZM47 209V210H46ZM56 211V212H54V210ZM59 211H57V210ZM69 209H73L72 211L70 210V214L68 213V210ZM77 209V210H76ZM102 209V208H101ZM250 209V210H249ZM255 209H256V212H255ZM12 210V212L14 213H12V212H8V211H11ZM33 212H32V211ZM41 212V213H43L42 215L41 214H37L39 211ZM96 210V211H97ZM37 211V212H36ZM63 211V212H62ZM82 213H86L87 215H89L90 217L92 216V218H89V216H87L86 214H82ZM249 211H250V213H249ZM2 212V213H1ZM4 212V213H3ZM36 212V213H35ZM39 212V213H40ZM52 212H54V214L52 213ZM66 212L68 213V214H66ZM72 212H74L73 213V216H72ZM76 212H80L81 213V215L79 216L78 215V213H76ZM102 212H104L103 214H102ZM218 212H220V213H218ZM240 212V214H238ZM251 212H252V214H253V217H251L252 215H251ZM7 213H9L8 215H7ZM13 215H11V214ZM17 213H19V214H17ZM20 213H22V214H20ZM45 213H47V216L45 215ZM56 213H58V214H56ZM64 216V217H62V215ZM64 213V214H63ZM257 215H256V214ZM28 214H29V216H28ZM35 214V215H34ZM218 214V215H217ZM220 214V215H219ZM244 214V215H243ZM31 215V216H30ZM34 215V216H33ZM38 217H37V216ZM43 215H44V217H43ZM49 215H51V216H49ZM68 215H70V216H68ZM222 215H223V217H222ZM249 215H251V216H249ZM260 215H261V218H260ZM3 216V217H2ZM20 216V217H19ZM23 216V217H22ZM49 216V217H48ZM53 216H55V217H53ZM56 216H58V217H56ZM67 216V217H66ZM72 216V217H71ZM74 216H78V218H73ZM84 216V217H83ZM231 216H233V218L231 217ZM246 218H245V217ZM258 216V217H257ZM30 217V218H29ZM33 217H35V218H33ZM40 217H42V218H40ZM46 217V218H45ZM60 217V218H59ZM62 217V218H61ZM82 217H83V219L84 220H82ZM85 217H86V219H87V217H88V219L87 220H85ZM227 217V218H226ZM231 217V218H230ZM240 217V218H239ZM241 217H242V219L244 220H241ZM250 217H251V219H250ZM21 218H23V220L21 219ZM31 218H33V220L35 221H33ZM36 218H37V220L40 222V224L42 223V224H44L42 227H44V230H43V228L41 227V225L39 226V222L36 220ZM39 218V219H38ZM45 218V219H44ZM52 218H54V219H52ZM66 218H68L67 220H66ZM69 218H70V220H69ZM71 218H73V219H71ZM25 219V220H24ZM26 219H27V221H26ZM43 219V220H42ZM48 219H51V220H48ZM56 219V220H55ZM58 219H59V221H58ZM80 220L81 219V221H79V223H81V224H79L78 223V220ZM236 219H239V220H237L236 221ZM255 219V220H254ZM261 219H263V220H261ZM4 220V221H3ZM28 220H30V221H28ZM54 220V221H53ZM64 220V222L63 223H60V222H62ZM72 220V221H71ZM98 220V221H97ZM220 220V219H219ZM225 220H224V222H225ZM226 220V223L224 224L223 223V225L221 226V228H223V229H226V232H227V229H228V231L230 230V231H232V229H231V227L233 226V224H229V222ZM249 220V221H248ZM259 220V221H258ZM13 221V222H12ZM19 221V222H18ZM26 221V222H25ZM43 221V222H42ZM49 223H48V222ZM56 221V222H55ZM67 221V222H66ZM70 221V222H69ZM75 221V222H74ZM95 221V222H94ZM100 221V222H99ZM251 221V222H250ZM252 221L254 222L255 221V223H253V224H255V226L253 225L252 227H253V229H254V231H253V229L251 228V225H252ZM12 223V226H11V223ZM22 222H24V223H22ZM27 222L29 223V224H27ZM31 222V223H30ZM32 222L33 223H36L35 225H34V227H35V230H34V227L32 226ZM55 222V223H54ZM90 222V221H89ZM96 222H98V223H96ZM220 222H221V220H220ZM240 222V223H239ZM250 222V223H249ZM3 223H5V225L3 224ZM14 223H15V226H14ZM21 223V224H20ZM26 223V224H25ZM53 223V224H52ZM60 223V224H59ZM78 223V224H77ZM85 223V224H84ZM99 223H101V224H99ZM105 223V222H104ZM228 223V225H226ZM245 223L247 224V225H245ZM261 223V224H260ZM8 224V225H7ZM18 224H20L19 225V227H18ZM23 224V225H22ZM46 224V225H45ZM51 226H50V225ZM58 224L59 226H56V225ZM64 224V225H63ZM78 226H77V225ZM7 225V226H6ZM16 225H17V227H18V229L16 228ZM28 225H30L29 227H28ZM54 225V226H53ZM65 226V225H67V229H65L66 228V226L63 228V226ZM69 225H71V226H69ZM81 225V226H82ZM98 225V226H97ZM241 225V226H240ZM246 226V228H244L245 226ZM2 226V227H1ZM9 226H11L10 228L11 229H9L10 231H8V230H5V228L4 227H6V229H8V227ZM22 226V227H21ZM25 226V227H24ZM27 226V227H26ZM37 226V227H36ZM72 226H73V228H72ZM261 226H263V228L261 227ZM48 227H49V229H48ZM51 227L52 228H54V230H55V232H50V231H54L53 229H51ZM56 227H58V229H56ZM62 227V228H61ZM85 227V226H84ZM88 227V226H87ZM86 227V228H87ZM248 227V228H247ZM4 230H3V229ZM13 228H15V229H13ZM21 228V229H20ZM23 228L26 230H28L29 232H27V230L25 231V230H23ZM38 228V229H37ZM59 228H60V230H59ZM70 228V229H69ZM76 228V229H75ZM77 228H78V230H77ZM83 228V227H82ZM85 228V229H86ZM98 228V229H99ZM104 228V227H103ZM233 228V227H232ZM239 228H241V230L239 229ZM249 228H251V229H249ZM50 230V231H48V230ZM73 229H74V231H73ZM82 229V232L83 233H85V232H88L89 231V228L88 229ZM222 229V230H223ZM250 231H249V230ZM259 229V230H258ZM12 230H16L15 232L14 231H12ZM59 230V231H58ZM62 230V231H61ZM84 230V231H83ZM88 230V231H87ZM3 231V232H2ZM6 231H8V232H6ZM17 231L20 233V235H19V233H17ZM38 231V232H37ZM47 231V232H46ZM56 231H58L59 233H60V235H59V233L58 232H56ZM71 231V232H70ZM224 232H225V230H223ZM244 231V232H243ZM248 231V232H247ZM252 231V232H251ZM258 231V232H257ZM9 232H11V233H9ZM13 232H14V234H13ZM23 232V233H22ZM25 232L26 233H28L29 235H27V234H25ZM33 232H35V233H38V234H40V232H46L45 233V235L44 234H42V237L40 236V235H35L36 237H37V239H36V237H32V236H30V235H33V234H35V233H33ZM74 232V233H73ZM82 232H80L81 234H79V236H82ZM225 232V233H226ZM246 232V233H245ZM257 232V233H256ZM260 232V234H258ZM262 232V233H261ZM3 233H5V234H3ZM7 233V234H6ZM16 233V234H15ZM49 233V234H48ZM58 233V234H57ZM67 233H69V234H67ZM73 233V234H72ZM248 233V234H247ZM47 234L49 235V236H47ZM53 234V236L56 238L55 240H50V238L52 237V238H54L53 236H51ZM55 234V235H54ZM228 234V233H227ZM230 234V233H229ZM251 234V235H250ZM256 234H258L257 236H255ZM3 235V236H2ZM11 235V236H10ZM22 235V236H21ZM43 235H44V238H43ZM59 235V236H58ZM64 235H66V236H64ZM69 235L71 236V237H73V239H71V237H70V241H69ZM249 237H248V236ZM34 236V235H33ZM41 238H40V237ZM51 236V237H50ZM79 236H77L78 238H79ZM255 236V237H254ZM4 237V238H3ZM20 239V241H18L19 239ZM23 237H25V240L24 239H22ZM27 237H28V239L30 240V242H33L32 244L30 243V242H28V239H27ZM30 237V238H29ZM46 237V238H45ZM59 237H64V238H62V240H60L61 238H59ZM240 237V238H239ZM258 237V238H257ZM261 237V238H260ZM9 238H10V240H9ZM32 238L34 239V240H32ZM43 238V239H42ZM59 238V239H58ZM66 238H67V240H66ZM81 238H84V236L83 237H81ZM244 240H243V239ZM16 239H18L17 241H15ZM49 239V240H48ZM59 241H58V240ZM64 239H65V241L67 242V244H66V242L64 241ZM254 239V240H253ZM255 239H257V241L255 240ZM22 240V241H21ZM32 240V241H31ZM45 240V241H44ZM48 240V241H47ZM57 240V241H56ZM253 240V241H252ZM8 241V242H7ZM10 241V242H9ZM23 241H25L24 243H23ZM50 241H52V242H50ZM53 241H55L54 243H53ZM69 241V242H68ZM77 241V242H76ZM242 241H244V242H242ZM255 241V242H254ZM263 242V244H262V242ZM15 242H16V244H15ZM19 242V243H18ZM20 242H21V247L22 248H20V246H19V244H20ZM45 243L44 244V246H43V244L42 243ZM46 242H48V243H46ZM62 242V243H61ZM82 242V241H81ZM249 242V243H248ZM254 242V243H253ZM14 243V244H13ZM26 243H28L27 245H26ZM38 243H40V244H38ZM50 243H53L52 245L50 244ZM56 243L58 244V245H56ZM73 243H74V246H72L73 245ZM243 243V244H242ZM258 243V244H257ZM11 244V245H10ZM18 244V245H17ZM25 246H23V245ZM47 244V245H46ZM65 245V247H63V246ZM83 245H85V246H82ZM13 246V247H12ZM29 246V247H28ZM35 246V247H34ZM51 246V247H50ZM56 246V247H55ZM67 246V247H66ZM72 246V247H71ZM78 246V247H77ZM81 248H80V247ZM258 246V247H257ZM15 247V248H14ZM31 247V248H30ZM37 247H40V249L39 248H37ZM70 247H71V249H70ZM243 249H242V248ZM7 249V250H5V249ZM12 248V249H11ZM28 248V249H27ZM35 248H37V252H36V249ZM42 248H46V249H44L45 251L47 250V252L45 253V252H43V254H45V255H43L42 254V256L44 257V258H42V256H40L41 255V250L42 251H44ZM49 250H48V249ZM53 248V249H52ZM55 248V249H54ZM66 248V249H65ZM68 248V249H67ZM260 248V249H259ZM262 248H263V250H262ZM11 249V250H10ZM18 249V250H17ZM27 249V250H26ZM30 249V250H29ZM34 249V250H33ZM50 249L52 250V253H50ZM73 249V250H72ZM76 249H78V250H76ZM241 249V250H240ZM245 249V250H244ZM13 250V251H12ZM26 250V251H25ZM30 251V254H29V251ZM33 250V251H32ZM61 250H63V251H61ZM76 250V251H75ZM243 250V251H242ZM250 252H249V251ZM5 251V252H4ZM17 251H19V253H21V254H19V253H17ZM70 251V252H69ZM71 251H72V253H75L73 256L71 255ZM74 251V252H73ZM90 251V252H89ZM248 251V252H247ZM9 252V253H8ZM32 252V253H31ZM34 252V253H33ZM40 252V253H39ZM77 252H79V254L77 253ZM243 252V253H242ZM246 252V253H245ZM258 252V253H257ZM262 252V253H261ZM7 255H6V254ZM11 253V254H10ZM36 253L38 254V255H36ZM63 253V254H62ZM64 253H65V255H64ZM82 253V254H81ZM87 253V255L89 256H87V255H85ZM248 253V254H247ZM13 254H15V256H17V255H20V256H17L16 258H19V260L18 259H16L15 258V256L13 255ZM47 254V255H48ZM239 254H241V255H239ZM2 255V256H1ZM25 255V256H24ZM28 256V258H27V256ZM34 255V256H33ZM50 255H48L49 257H50ZM63 255V256H62ZM83 255H85V256H87V257H85V258H83L84 256ZM91 255V256H90ZM247 255V256H246ZM249 255V256H248ZM23 258H27V259H23ZM31 256H32V258H31ZM41 258H40V257ZM81 256V257H80ZM243 256V257H245V259L242 257V259H241V257ZM253 256V257H252ZM2 257V258H1ZM8 257H10L9 259H8ZM13 257V258H12ZM35 257V258H34ZM74 257V258H73ZM75 257H77L78 259H75ZM81 258V260L79 261V259ZM90 257H91V260H90ZM240 257V258H239ZM247 257V258H246ZM251 257V258H250ZM21 258V259H20ZM30 258V259H29ZM38 258H40V259H42V260H40V259H38ZM66 260H65V259ZM3 259H5V260H3ZM13 259H15V260H13ZM46 259H47V261H46ZM51 259L49 260V261H51ZM54 259L56 260V262H57V259L54 257ZM236 259V260H235ZM9 260V261H8ZM23 260V261H22ZM33 260V261H32ZM36 260V261H35ZM37 260H38V262H37ZM44 260V261H43ZM55 260H52V262L54 261L55 262ZM71 262H70V261ZM75 260H77V261H75ZM85 260L87 261V262H89V261H91V262H89V263H87V262H85ZM95 260V261H94ZM227 260L228 259H226V260H224V262H223V260L221 261H218V263L217 264H224V263H226L227 262ZM237 260H238V262H237ZM247 260H248V262H247ZM11 261V262H10ZM13 261V262H12ZM18 261V262H17ZM21 261V262H20ZM32 261V262H31ZM62 261H65V262H63L62 263ZM83 263H82V262ZM177 261V260H176ZM233 261V262H232ZM246 261V262H245ZM24 262V264H26ZM31 262V263H30ZM40 262V263H39ZM43 262V263H42ZM76 262H78V263H76ZM81 262V263H80ZM228 262L226 263V264H228ZM58 263V264H59ZM96 263V262H95ZM49 264H50V262H49ZM57 264V263H56Z\"/></svg>", "mask_w": 264, "mask_h": 264}, {"label": "bare ground", "instance_id": "obj_2", "mask_svg": "<svg viewBox=\"0 0 264 264\" xmlns=\"http://www.w3.org/2000/svg\"><path fill=\"white\" fill-rule=\"evenodd\" d=\"M45 1L46 0H18V1H15V2H19L18 3V5H16L17 7H15V8H12V7H7L8 5V0H0V34H1V36H3L4 38L3 39H6L7 40V43H13L14 44V46H15V48H17V50L18 51H21L22 53H29V54H31V53H34L33 52V49H34V46H35V44L37 43H39V42H41V39H42V41H43V39H45L47 36L46 35H49V37H51L52 35L54 36V37H58V41H57V39L56 40H54V37L52 36V38L50 39V40H54V41H57V42H60V44L59 45H57V46H59L60 47V45H62V41L64 40H62V37H64L65 35L64 34H62L60 31V26H59V24L58 23H55V21H54V23L53 22H51L50 21V16H49V14H48V10H49V8L46 6H44V4H45ZM58 1H61V0H58ZM64 1V0H63ZM72 0H67V1H64L63 3L61 2H58V3H60V5L58 6V8H59V10H60V13H61V15H62V17L68 22V23H70V26H69V31H68V34L72 37L71 39H72V41H70L69 42V45H68V48H69V55L70 54H74L75 52H73V50L74 51H76L77 50V47H79L78 46V43H81V42H79V41H82V40H79V39H82V36H81V38L79 37V35L82 33L81 31H80V25H78L77 23L79 22V23H81V26H83V28L85 29V31L86 32H84V33H86V35H87V38L90 36V39H89V41L92 43V44H101V43H103V44H101V45H104L105 44V46H107L106 45V43H108L109 42V39H108V37L110 38V34H108L107 33V28L110 26V25H112V24H110V23H112V22H106V20H105V22L106 23H103V22H101V23H103L101 26H103L104 28H106V30H105V32H102V30L103 29H98V23L100 22V21H102V19L100 20V18H98V15L100 16V14L99 13H103V15L105 16V14H106V11H104V7H103V0H78V2L79 1H81V3L80 4H78L77 6L75 5V7L74 6H72L73 4H72V2H71ZM105 1V0H104ZM108 1V0H107ZM123 1V0H122ZM121 1V2H122ZM138 1V0H137ZM188 1V0H187ZM216 1V0H215ZM235 1V0H234ZM262 1V0H261ZM48 2V1H47ZM111 1H109V3H110ZM113 2V1H112ZM128 2V1H127ZM263 2V1H262ZM108 3V4H109ZM141 3V2H140ZM229 3V2H228ZM47 4V3H46ZM114 4V3H113ZM113 4H112V6H113ZM120 4V3H119ZM118 4V5H119ZM123 4H124V2H123ZM134 4V3H133ZM145 4V3H144ZM164 4V3H163ZM180 4V3H179ZM7 5V6H6ZM115 5V4H114ZM124 5H127V4H124ZM138 5V4H137ZM161 5V4H160ZM15 6V5H14ZM44 6V7H43ZM57 6V5H56ZM109 6V5H108ZM130 6V5H129ZM128 6V7H129ZM101 7V8H100ZM103 7V8H102ZM116 7V6H115ZM114 7V10L116 9ZM119 7V6H118ZM124 7V6H123ZM132 7V6H131ZM131 7H129V8H131ZM138 7H142L141 5L140 6H138ZM145 7V6H144ZM150 7V6H149ZM189 7V6H188ZM196 7V6H195ZM133 8V7H132ZM152 8V7H151ZM166 8V7H165ZM122 9V8H121ZM144 9V8H143ZM167 9V8H166ZM184 9V8H183ZM113 10V9H112ZM111 10V11H112ZM119 10V9H118ZM125 10V9H124ZM127 10V9H126ZM140 10V9H139ZM145 10V9H144ZM148 10V9H147ZM154 10V9H153ZM165 10V9H164ZM264 10V9H263ZM129 11H131L130 9H129ZM133 11H135V10H133ZM160 11V10H159ZM170 11H171V9H170ZM170 11L168 12V13H170ZM120 12V11H119ZM127 12V11H126ZM156 12V11H155ZM115 13H116V11H115ZM123 13V12H122ZM128 13V12H127ZM132 13V12H131ZM130 13V14H131ZM167 13V12H166ZM108 14H110V13H108ZM113 14V13H112ZM111 14V15H112ZM126 14V13H125ZM129 14V15H130ZM133 14H135V13H133ZM132 14V15H133ZM137 14H139V11H137ZM141 14V13H140ZM140 14L139 15H137L138 17H136V18H138V19H141V18H139V16H140ZM156 14V13H155ZM180 14V13H179ZM52 15V14H51ZM123 15V14H122ZM159 15V14H158ZM201 15V14H200ZM263 15V14H262ZM113 16V15H112ZM125 16V15H124ZM128 16V15H127ZM127 16H125V17H127ZM148 16V15H147ZM147 16H145V17H147ZM179 16V15H178ZM194 16V15H193ZM202 16V15H201ZM117 17V16H116ZM123 17V16H122ZM121 17V18H122ZM141 17V16H140ZM143 17H144V15H143ZM167 17V16H166ZM175 17V16H174ZM206 17V16H205ZM264 17V16H263ZM55 18V17H54ZM115 18V17H114ZM117 18H119V17H117ZM148 19L150 18V17H147ZM147 18H146V20H147ZM157 18V17H156ZM160 18V17H159ZM165 18V17H164ZM215 18V17H214ZM51 19H53V18H51ZM120 19V18H119ZM123 19V18H122ZM125 19H129L128 17L127 18H125ZM124 19V20H125ZM130 19H131V17H130ZM152 19V18H151ZM150 19V20H151ZM179 19V18H178ZM185 19V18H184ZM210 19V18H209ZM261 19V18H260ZM100 20V21H99ZM103 20V21H104ZM117 20V19H116ZM116 20L114 21V22H116ZM141 20H143V19H141ZM145 20V19H144ZM143 20V21H144ZM173 20V19H172ZM78 21V22H77ZM128 21V20H127ZM130 21V20H129ZM148 21V20H147ZM146 21V22H147ZM243 21V20H242ZM119 22V21H118ZM125 22V21H124ZM183 22V21H182ZM210 22V21H209ZM67 23V24H68ZM130 23H131V21H130ZM138 23V22H137ZM125 24V23H124ZM123 24V25H124ZM132 25H133V23H131ZM146 24V23H145ZM144 24V25H145ZM187 24V23H186ZM114 25H116L115 23H114ZM113 25V26H114ZM119 25H120V23H119ZM141 25V24H140ZM138 26V27H140V28H142V26H143V23H142V26ZM149 25V24H148ZM183 25V24H182ZM101 26H100V28H101ZM120 26H122V23H121V25ZM129 25H127V27H128ZM145 26H147V25H145ZM169 26V25H168ZM171 26V25H170ZM169 26V27H170ZM102 27V28H103ZM126 27V25L124 26V28ZM129 27H132V26H129ZM137 27V28H138ZM166 27V26H165ZM116 28V27H115ZM124 28H122V29H124ZM140 28H138V29H140ZM146 28H149V26L148 27H146ZM145 28V29H146ZM173 28V27H172ZM261 28V27H260ZM117 29V28H116ZM129 29V28H128ZM127 29V30H128ZM166 29V28H165ZM56 32H55V31ZM100 30H101V32H100ZM118 31H119V29H117ZM137 30V29H136ZM177 30H179V29H177ZM15 31V32H14ZM16 31H20L19 33V35L16 33ZM104 31V30H103ZM128 31H132L131 29H129ZM134 31V30H133ZM133 31H132V33H133ZM137 31H139V30H137ZM144 31H146V30H144L143 29V32ZM183 31V30H182ZM16 33V34H14V35H18V36H12L13 34L12 33ZM108 32H109V30H108ZM111 32V31H110ZM126 32V31H125ZM124 32V33H125ZM140 32H142L141 31V29H140ZM147 32H148V30H147ZM150 32V31H149ZM151 32H153V31H151ZM174 32V31H173ZM123 33V34H124ZM131 33V32H130ZM146 33V32H145ZM108 34V35H107ZM123 34H121L120 36L118 35V37H119V41H121L122 43H120L119 41V43H120V45L121 44H126V45H128L127 44V42H128V38L130 37L129 35H131V34H127V33H125L124 35ZM136 34H140V33H136ZM143 34V33H142ZM147 35H148V33H146ZM146 34H144V35H146ZM149 34H151V33H149ZM82 35V34H81ZM84 35V34H83ZM106 35H107V37H106ZM143 35V36H144ZM146 35V36H147ZM175 35V34H174ZM181 35V34H180ZM117 36V35H116ZM138 36V35H137ZM140 36V35H139ZM168 36V35H167ZM195 36V35H194ZM56 37V38H57ZM132 37H133V35H132ZM142 37V36H141ZM166 37V36H165ZM60 38V39H59ZM113 38V37H112ZM112 38H110V40L112 39ZM131 38V37H130ZM136 39H139V37L137 38V37H135ZM1 39V38H0ZM131 39H134V38H131ZM143 39V38H142ZM84 40V39H83ZM151 40V39H150ZM175 40V39H174ZM185 40H186V38H185ZM249 40V39H248ZM5 41V40H4ZM3 41V42H4ZM44 41H47L46 39L44 40ZM132 40H130V42H131ZM167 42H169L168 40H166ZM165 41V42H166ZM56 42V43H57ZM83 42V41H82ZM139 42H141V41H138L137 40V42L135 43V44H137V43H139ZM149 42V41H148ZM163 42V41H162ZM186 42V41H185ZM207 42V41H206ZM256 42V41H255ZM5 43V42H4ZM6 43V44H7ZM45 43V42H44ZM112 43V44H111ZM111 43H108V45L110 46V44L112 45L111 47L112 48H114L113 47V43L114 42H111ZM145 43H147V42H145ZM175 43V42H174ZM259 43V42H258ZM12 44V45H13ZM53 44V43H52ZM55 44V43H54ZM58 44V43H57ZM83 44V43H82ZM99 44V45H100ZM131 44V43H130ZM150 44V43H149ZM155 44V43H154ZM164 44V43H163ZM168 44V43H167ZM84 45V44H83ZM86 45V44H85ZM88 45V44H87ZM86 45V46H87ZM90 45V44H89ZM126 45H124L125 47H126ZM134 45V44H133ZM192 45V44H191ZM3 47H5L6 45L5 44H3L2 45ZM42 46V45H41ZM45 46V45H44ZM63 47H64V43H63V45H62ZM92 46V45H91ZM123 46V45H122ZM138 46V45H137ZM154 46V45H153ZM161 46V45H160ZM168 46H169V44H168ZM198 46V45H197ZM254 46H256V44L254 45ZM13 47V46H12ZM62 47V48H63ZM84 47V46H83ZM82 46H81V48H83ZM130 47V46H129ZM133 47V46H132ZM132 47H130V48H132ZM178 47V46H177ZM0 48H1V46H0ZM14 48V47H13ZM43 48V47H42ZM61 48V47H60ZM61 48V49H62ZM80 48V47H79ZM85 48V47H84ZM84 48H83V50H84ZM87 49H85V50H87L88 51V49H90V48H92V47H86ZM102 48V47H101ZM110 48V47H109ZM128 48V47H127ZM134 48H135V46H134ZM44 49V48H43ZM61 49H58L59 51H61ZM76 49V50H75ZM125 49V48H124ZM160 49V48H159ZM35 50V49H34ZM38 50H39V48H38ZM37 50V51H38ZM41 50V49H40ZM84 50V52L86 53V51ZM111 50V49H110ZM128 50H130V49H128ZM136 50V49H135ZM154 50V49H153ZM152 50V51H153ZM164 50V49H163ZM189 50V49H188ZM256 50V49H255ZM259 50V49H258ZM264 49H262V51H263ZM17 51V52H18ZM36 51V50H35ZM36 51V52H37ZM43 51V50H42ZM41 51V52H42ZM56 51H57V49H56ZM80 52L82 51V49L81 50H79ZM92 51V50H91ZM123 51H125V50H123ZM122 51V52H123ZM131 51H132V49H131ZM152 51H151V53H152ZM166 51V50H165ZM192 51V50H191ZM31 52V53H30ZM35 52V53H36ZM40 52V53H41ZM45 52V51H44ZM73 52V53H72ZM76 52H78V50L76 51ZM90 51H88V53H89ZM118 52H119V50H118ZM121 52V53H122ZM136 52V51H135ZM162 52V51H161ZM185 52H187V51H185ZM256 52V51H255ZM22 53H20V54H22ZM39 53V52H38ZM56 53V52H55ZM61 53V52H60ZM93 53V52H92ZM91 53V54H92ZM112 53H114V52H112ZM111 53V54H112ZM115 53H116V51H115ZM124 53V52H123ZM122 53V54H123ZM264 53V52H263ZM29 54H28V56H29ZM45 54V53H44ZM77 53H75V56H77V55H80V53L79 54H77ZM82 54V53H81ZM90 54V56H93V55H91ZM96 54H97V52H96ZM117 54H119V53H117ZM130 54V53H129ZM138 54V53H137ZM136 54V55H137ZM255 54V53H254ZM259 54V53H258ZM257 54V55H258ZM3 55V54H2ZM11 55V54H10ZM27 55V54H26ZM36 55H38V54H36ZM65 55V54H64ZM86 56H87V58H88V55L89 54H85ZM108 55V54H107ZM125 55V54H124ZM134 55V54H133ZM140 55V54H139ZM157 55V54H156ZM177 55V54H176ZM192 55V54H191ZM200 55H202V52H201V54ZM262 55V54H261ZM16 56V55H15ZM31 56V55H30ZM35 56V55H34ZM46 56V55H45ZM63 56V55H62ZM72 56V58H73V55H71ZM81 56V55H80ZM85 56V57H86ZM97 56V55H96ZM104 56V55H103ZM109 56V55H108ZM108 56H106V57H108ZM130 58L132 57V54L131 55H128ZM126 57V58H128L129 59V57ZM142 56V55H141ZM146 56V55H145ZM186 56V55H185ZM256 56V55H255ZM22 57V56H21ZM38 57H40V55L38 56ZM47 57V56H46ZM79 57V56H78ZM82 57V56H81ZM102 57V56H101ZM105 57V58H106ZM111 57V56H110ZM121 57V56H120ZM120 57H119V59H120ZM153 57V56H152ZM161 57H163V55L161 56ZM181 57V56H180ZM195 57V56H194ZM259 57V56H258ZM23 58V57H22ZM30 58V57H29ZM37 58V57H36ZM42 58H43V55H42ZM60 58V57H59ZM76 58V57H75ZM94 60H95V58H94V56L92 57ZM91 57H89V60L88 59H86V60H84V58H82L83 60H84V62H87V61H89V64L91 63V64H93L94 65V63H92L94 60L92 59ZM109 58V57H108ZM115 58H116V56H115ZM123 58V57H122ZM122 58L120 59V60H122ZM137 58V57H136ZM165 58V57H164ZM39 59V58H38ZM46 59V58H45ZM74 59V58H73ZM91 59L93 60V61H91ZM125 59V58H124ZM143 59V58H142ZM154 59V58H153ZM163 59V58H162ZM173 59V58H172ZM195 59H197V58H195ZM205 59V58H204ZM12 60V59H11ZM24 60H26V59H24ZM23 60V61H24ZM44 60V59H43ZM77 60V59H76ZM112 60V59H111ZM110 59L109 60H103V61H106L107 62V64H110V65H112L111 63H114V62H112ZM119 60V61H120ZM134 60V59H133ZM150 60H152V59H150ZM178 60V59H177ZM193 60V59H192ZM191 60V61H192ZM21 61V60H20ZM78 61H80V60H78ZM117 61V60H116ZM136 62L138 61V59L137 60H135ZM142 61H145V60H142ZM153 61H155V60H153ZM157 61V60H156ZM169 61V60H168ZM208 61V60H207ZM231 61V60H230ZM230 61H228V63L230 62ZM45 63H47L48 64V62L49 61H44ZM56 62V61H55ZM81 62V61H80ZM79 62V64H81ZM121 62V61H120ZM123 62L125 63L126 61H124L123 60ZM122 62V63H123ZM128 62V61H127ZM126 62V63H127ZM129 62H132V61H129ZM152 62V61H151ZM162 62V61H161ZM198 62V61H197ZM232 62V61H231ZM237 62V61H236ZM0 63H2V62H0ZM125 63V64H126ZM164 63V62H163ZM167 63V62H166ZM176 63H177V61H176ZM184 63H185V60H184ZM194 63V62H193ZM227 63V64H228ZM88 64V63H87ZM115 64V63H114ZM113 64V65H114ZM117 64V63H116ZM115 64V65H116ZM125 64H123V65H125ZM129 63H127V65H128ZM188 64H190V66H191V62H189ZM233 64H236L235 63V61H234V63ZM263 64V63H262ZM13 65V64H12ZM42 65V64H41ZM92 65V67H94ZM120 64L118 63V65H116L115 66V68L114 69H116L117 68V66H119ZM132 65V64H131ZM135 65H136V63H135ZM157 65V64H156ZM162 65V64H161ZM168 65V64H167ZM183 65V64H182ZM195 65H198V64H195ZM207 65V64H206ZM230 65H232L231 63L230 64H228V66H230ZM237 65V64H236ZM264 65V64H263ZM4 66V65H3ZM11 66V65H10ZM33 66V65H32ZM46 66V65H45ZM49 66V65H48ZM48 66H47V68H48ZM59 66V65H58ZM126 66V65H125ZM124 66V67H125ZM130 66V65H129ZM149 66V65H148ZM155 66V65H154ZM153 66V67H154ZM159 66V65H158ZM177 66V65H176ZM189 66V65H188ZM193 66H194V64H193ZM198 66H200V65H198ZM203 66V65H202ZM245 66V65H244ZM12 67V66H11ZM34 67V66H33ZM41 67V66H40ZM52 67V66H51ZM54 67V66H53ZM84 67V66H83ZM91 66H90V68H92ZM114 67V66H113ZM164 67V66H163ZM201 67V66H200ZM212 67V66H211ZM237 67V66H236ZM264 67V66H263ZM37 68V67H36ZM45 68V67H44ZM108 68H110V67H108ZM126 68V67H125ZM124 68V69H125ZM132 68V67H131ZM137 68V67H136ZM142 68V67H141ZM150 68H152V67H150ZM150 68H149V70H150ZM157 68V67H156ZM166 68V67H165ZM229 68V67H228ZM260 68V67H259ZM0 69H1V67H0ZM15 69V68H14ZM41 69V68H40ZM39 69V70H40ZM111 69V68H110ZM124 69L122 68V70L124 71ZM133 69H135L134 67H133ZM138 69H139V67H138ZM137 69V70H138ZM153 69H155V68H153ZM188 69V68H187ZM195 69V68H194ZM237 69H240V68H236L235 70H237ZM247 69V68H246ZM249 69V68H248ZM263 69V68H262ZM1 70H3V69H1ZM6 70H7V67H6ZM38 70V69H37ZM48 70V69H47ZM53 70V69H52ZM56 70H57V72H59L58 71V69H57V67H56ZM69 70H70V68H69ZM82 70H84V69H82ZM118 70V69H117ZM117 70H115V71H117ZM127 70H129V69H127ZM141 70V69H140ZM139 70V71H140ZM148 70V71H149ZM174 70V69H173ZM190 70V69H189ZM188 70V71H189ZM235 70H233V71H235ZM242 70H243V68H242ZM257 70V69H256ZM260 70V69H259ZM8 72H9V70H7ZM51 71V70H50ZM90 71H91V69H90ZM94 71V70H93ZM111 71V70H110ZM120 71V70H119ZM126 71V70H125ZM124 71V72H125ZM130 72H128L129 74H126V75H130V73L132 72L131 71V69L129 70ZM134 71H136V70H134ZM134 71H133V73H134ZM142 71H143V69H142ZM146 71V70H145ZM167 71V70H166ZM244 71H245V68H244V70H243V75L245 74L246 75V73H244ZM250 71V70H249ZM262 71V70H261ZM36 72V71H35ZM38 72V71H37ZM54 71H52V73H53ZM64 72V71H63ZM66 72H67V68H66ZM85 72H86V69H85ZM84 72V73H85ZM118 72V71H117ZM137 72V71H136ZM162 72V71H161ZM169 72V71H168ZM199 72V71H198ZM207 72V71H206ZM218 72H220V71H218ZM223 72V71H222ZM230 72H232V69H231V71ZM237 72H239V71H237ZM236 72V74H238V75H240L239 73H237ZM246 72V71H245ZM253 72V71H252ZM252 72H251V74H252ZM264 72V71H263ZM10 73V72H9ZM12 74H18V72L17 73H14V72H11ZM41 73H42V71H41ZM49 73L51 74V72H48V75H49ZM56 73V72H55ZM87 73H88V71H87ZM86 73V74H87ZM89 73H91V72H89ZM98 73V72H97ZM112 73H113V71H112ZM127 73V72H126ZM138 73V72H137ZM145 73V72H144ZM154 73H155V70H154ZM174 73V72H173ZM229 73V72H228ZM247 73H248V71H247ZM250 73V72H249ZM254 73V72H253ZM38 74H39V72H38ZM63 74V73H62ZM66 74V73H65ZM70 74V73H69ZM116 74V73H115ZM168 74V73H167ZM223 74H226V72L224 71V73ZM256 74H257V71H256ZM262 74V73H261ZM264 74V73H263ZM24 75V74H23ZM22 75V76H23ZM44 75V74H43ZM47 75V76H48ZM59 74H57V76H58ZM136 75V74H135ZM138 75V74H137ZM141 75V74H140ZM216 75V74H215ZM253 75V74H252ZM1 76V75H0ZM5 76V75H4ZM8 76V75H7ZM9 76H11L10 74H9ZM14 76V75H13ZM15 76H17V75H15ZM25 76V75H24ZM46 76V77H47ZM52 76V75H51ZM50 76V77H51ZM54 76V75H53ZM88 76V75H87ZM93 76H94V74H93ZM108 76H110V75H108ZM114 76V75H113ZM112 76V77H113ZM117 76V75H116ZM131 76V75H130ZM130 76H129V78H130ZM149 76V75H148ZM159 76V75H158ZM175 76V75H174ZM203 76V75H202ZM236 76V75H235ZM241 76V75H240ZM260 76V75H259ZM29 77V76H28ZM38 77H39V75H38ZM44 77H45V75H44ZM49 77V76H48ZM56 77V76H55ZM66 77V76H65ZM150 77V76H149ZM243 77V76H242ZM251 78H252V76H250ZM258 77V76H257ZM256 77V78H257ZM261 77V76H260ZM259 77V78H260ZM13 77H10V79H12ZM24 78V77H23ZM26 78V77H25ZM61 78H64V77H61ZM61 78H58L59 80L61 79ZM97 78V77H96ZM117 78V77H116ZM140 78V77H139ZM139 78H137V79H139ZM169 78V77H168ZM245 78V77H244ZM243 78V79H244ZM250 78V79H251ZM258 78V79H259ZM262 78V77H261ZM9 79V80H10ZM15 79H16V77H15ZM19 79V78H18ZM28 79V78H27ZM35 79H36V76H35ZM40 79V78H39ZM50 79V78H49ZM48 79V80H49ZM55 79V78H54ZM57 79V78H56ZM108 79V78H107ZM157 79V78H156ZM159 79V78H158ZM176 79V78H175ZM236 79V78H235ZM247 79H249V77L247 78ZM247 79H246V81H247ZM253 79V78H252ZM1 80V79H0ZM20 80H23V79H20ZM41 80V79H40ZM45 80H47L46 78H45ZM64 80H65V78H64ZM67 80V79H66ZM97 80V79H96ZM111 80V79H110ZM136 80V79H135ZM142 80V79H141ZM146 80V79H145ZM160 80V79H159ZM158 80V81H159ZM260 80V79H259ZM258 80V81H259ZM263 80V79H262ZM7 81H8V77H7ZM29 81H30V79H29ZM28 81V82H29ZM44 81V80H43ZM51 81H53V80H51ZM61 81H62V79H61ZM69 81V83H70V80H68ZM90 81H92V80H90ZM118 81V80H117ZM161 81V80H160ZM159 81V82H160ZM165 81V80H164ZM212 81V80H211ZM238 81H240L239 79H238ZM245 81V80H244ZM245 81V82H246ZM254 81H256V80H254ZM261 81V80H260ZM259 81V82H260ZM9 82V81H8ZM11 82V81H10ZM9 82V83H10ZM17 82V81H16ZM22 82V81H21ZM25 82V81H24ZM31 82V81H30ZM29 82V83H30ZM65 82V81H64ZM75 82H77V81H75ZM84 82V81H83ZM93 82V81H92ZM97 82H100V79L97 81ZM116 82V81H115ZM119 82V81H118ZM137 82H139V81H137ZM148 82V81H147ZM177 82V81H176ZM231 82V81H230ZM243 82V81H242ZM35 84H36V82H34ZM59 83V82H58ZM63 83V82H62ZM130 83V82H129ZM157 83V82H156ZM240 82H238V84H239ZM256 83V82H255ZM261 83V82H260ZM13 84V83H12ZM16 84V83H15ZM38 84V83H37ZM57 84V83H56ZM67 84V83H66ZM66 84H65V86H66ZM75 84V83H74ZM78 84L79 83H77V86H78ZM114 84V83H113ZM123 84V83H122ZM168 84V83H167ZM169 84H171V83H169ZM258 84V83H257ZM262 84V83H261ZM261 84H259V85H261ZM3 85H4V83H3ZM9 85H11V84H9ZM14 85V84H13ZM29 85V84H28ZM31 85H32V82H31ZM62 85V84H61ZM89 85H91V84H89ZM98 85V84H97ZM100 85V84H99ZM115 85V84H114ZM125 85V84H124ZM150 85H151V83H150ZM153 85V84H152ZM152 85H151V87H152ZM179 85V84H178ZM216 85V84H215ZM242 85H245L244 83H242ZM263 85H264V82H263ZM2 86V85H1ZM15 86V85H14ZM42 86V85H41ZM63 86V85H62ZM126 86V85H125ZM133 86V85H132ZM138 86H140V83H139V85ZM218 86V85H217ZM239 86H240V84H239ZM239 86L237 87V89L239 88ZM262 86V85H261ZM11 87H12V85H11ZM16 87V86H15ZM56 87V86H55ZM59 87V86H58ZM61 87V86H60ZM76 87V86H75ZM81 87V86H80ZM93 87V86H92ZM96 87V86H95ZM94 87V90L96 91V88ZM120 87H122V86H120ZM130 87V86H129ZM135 87V86H134ZM163 87H165V86H163ZM264 86H262V88H263ZM2 88V87H1ZM19 88H21V87H19ZM19 88H18V91H19ZM43 88V87H42ZM52 88V87H51ZM62 88V87H61ZM66 88V87H65ZM100 88V87H99ZM103 88V87H102ZM101 88V89H102ZM104 88H105V86H104ZM107 88V87H106ZM109 88V87H108ZM115 88V87H114ZM117 88H119V87H116V89ZM125 88H127V87H125ZM133 88V87H132ZM132 88H128L127 89V91H129V94L127 93V92H125V94L127 93L128 95H129V98H130V95L132 94H130V90L132 89ZM137 87H135L134 89H135V91H134V89H133V93L135 92V93H137V89H136ZM171 88V87H170ZM241 88V87H240ZM5 89H6V87H5ZM4 89V90H5ZM11 89V88H10ZM33 89H34V87H33ZM74 89V88H73ZM80 89V88H79ZM90 89H91V87H90ZM112 89V88H111ZM175 89V88H174ZM180 89H181V87H180ZM195 89V88H194ZM193 89V90H194ZM3 90V89H2ZM46 90V89H45ZM55 90V89H54ZM105 90V89H104ZM115 90V89H114ZM114 90H113V92H114ZM123 90H126V89H123ZM158 90V89H157ZM178 90V89H177ZM16 91V90H15ZM50 91V90H49ZM65 91V90H64ZM71 91V90H70ZM69 91V92H70ZM98 91H101V90H97L96 92L99 94V92ZM107 91V90H106ZM105 91V92H106ZM140 91V90H139ZM159 91V90H158ZM176 91V90H175ZM261 91V90H260ZM27 92V91H26ZM47 92V91H46ZM91 92H93V88H92V91ZM105 92H101L103 95L102 96H104L105 95ZM110 92V91H109ZM111 92H112V90H111ZM109 93V95L110 94H112V93ZM121 92H123V91H121ZM45 93V92H44ZM62 93V92H61ZM64 93V92H63ZM66 93H68V91L66 92ZM65 93V94H66ZM75 94H76V92H74ZM77 93H78V91H77ZM141 93V92H140ZM144 93V92H143ZM142 93V95H144ZM151 93V92H150ZM153 93V92H152ZM159 93V92H158ZM165 93V92H164ZM163 93V94H164ZM260 93V92H259ZM37 94V93H36ZM35 94V95H36ZM49 93H47V95H48ZM56 94V93H55ZM74 94V95H75ZM106 94L108 95V92H106ZM123 94V93H122ZM156 94V93H155ZM160 94H161V92H160ZM166 94V93H165ZM174 94V93H173ZM252 94V93H251ZM24 95V94H23ZM41 95V94H40ZM44 95V94H43ZM42 95V96H43ZM58 95V94H57ZM71 95V94H70ZM93 95H94V93H93ZM97 95V94H96ZM101 95V94H100ZM99 95V96H100ZM116 95V94H115ZM118 95V98H120V96H119V93L117 94ZM141 95V94H140ZM151 95V94H150ZM191 95V94H190ZM248 95V94H247ZM263 95H264V93H263ZM16 96V95H15ZM18 96V95H17ZM76 96H77V94H76ZM95 96V95H94ZM93 96V97H94ZM102 96H100L99 98H101ZM106 96V95H105ZM105 96H104V99H105ZM132 96V95H131ZM135 96V95H134ZM136 96H138V93H137V95ZM149 96V95H148ZM159 96V95H158ZM157 96V97H158ZM170 96V95H169ZM176 96V95H175ZM175 96H174V98H175ZM181 96V95H180ZM11 97V96H10ZM38 97V96H37ZM47 97V96H46ZM51 97V96H50ZM71 97V96H70ZM79 97H81V96H79ZM110 97V96H109ZM122 97H124V96H122ZM121 97V98H122ZM128 97V96H127ZM141 96H139V98H140ZM188 97V96H187ZM212 97V96H211ZM211 97H210V99H211ZM262 97V96H261ZM5 98V97H4ZM8 98V97H7ZM15 98H17V97H15ZM53 98H55V95H54V97ZM74 98V97H73ZM72 98V99H73ZM87 98V97H86ZM103 98V97H102ZM101 98V99H102ZM112 98H113V96H112ZM172 98V97H171ZM174 98H173V100H174ZM12 99V98H11ZM10 99V100H11ZM31 99V98H30ZM39 99V98H38ZM59 98H57V100H58ZM65 99V98H64ZM96 99H97V96H96ZM109 99V98H108ZM108 99H107V102H108ZM115 99V98H114ZM134 99V98H133ZM132 98H131V100H133ZM136 99V100H135ZM135 102H133V101H130V104H128V106H125V105H123V103H121L122 105H120L122 108H123V106H125L124 107V109L127 107V108H129L130 110L129 111H131L132 109V111L131 112H135L138 108L140 109V105H141V103H139L140 102V100L138 99L137 100V98L135 97ZM146 99V98H145ZM148 99V98H147ZM160 99V98H159ZM184 99V98H183ZM254 99V98H253ZM48 100H50V99H48ZM70 101H73V100H71V98L69 99ZM85 100V99H84ZM98 100V99H97ZM100 100V99H99ZM130 100V99H129ZM129 100H128V102H129ZM143 100V99H142ZM150 100V99H149ZM225 100H227V99H225ZM251 100V99H250ZM263 100V99H262ZM14 101V100H13ZM12 101V102H13ZM27 101V100H26ZM40 101V100H39ZM111 101H113V99L111 100ZM118 101H120V99L118 100ZM138 101V104L136 103ZM147 101V100H146ZM146 101H142V102H146ZM171 101V100H170ZM179 101V100H178ZM264 101V100H263ZM28 102V101H27ZM33 102V101H32ZM32 102H29V103H32ZM42 102V101H41ZM52 102V101H51ZM61 102V101H60ZM96 102V101H95ZM100 102V101H99ZM102 102V101H101ZM107 102H105V100L103 101V103H107ZM110 102V101H109ZM114 102H115V100H114ZM114 102H112L113 104H114ZM133 102V103H132ZM164 102V101H163ZM230 102V101H229ZM24 104H25V100H24V102H23ZM35 103V102H34ZM45 103V102H44ZM43 103V104H44ZM68 103H71V102H68ZM79 103H80V101H79ZM85 103V102H84ZM96 103H98V102H96ZM102 103V104H103ZM222 103V102H221ZM248 103V102H247ZM247 103L246 104H244V106L245 105H247ZM3 104V103H2ZM57 104V103H56ZM63 104V103H62ZM101 104V103H100ZM145 105H148L147 103H144ZM152 104V103H151ZM197 104V103H196ZM229 104V103H228ZM243 104V103H242ZM15 105V104H14ZM20 105V104H19ZM39 105V104H38ZM37 105V106H38ZM67 105H69V104H67ZM80 105V104H79ZM78 105V106H79ZM142 105H143V103H142ZM144 105V106H145ZM176 105V104H175ZM186 105H187V103H186ZM191 105V104H190ZM223 105L225 106V103H223ZM222 105V106H223ZM9 106V105H8ZM11 106V105H10ZM22 106V105H21ZM35 106H36V103H35ZM35 106H33V108L35 107ZM36 106V107H37ZM50 106V105H49ZM77 106V105H76ZM82 106V105H81ZM80 106V107H81ZM85 106V105H84ZM92 106V105H91ZM94 106V105H93ZM103 106H105V104L103 105ZM107 106V105H106ZM109 106V105H108ZM160 106V105H159ZM171 106V105H170ZM183 106V105H182ZM184 106H185V104H184ZM248 107H249V105H247ZM252 106V105H251ZM263 106V105H262ZM5 107V106H4ZM19 107V106H18ZM36 107H35V110H36ZM51 108H52V106H50ZM56 107V106H55ZM70 107H71V105H70ZM96 107V106H95ZM101 107V106H100ZM100 107H98V108H100ZM112 107V106H111ZM120 107V108H121ZM148 107V106H147ZM150 107V106H149ZM157 107V106H156ZM176 107V106H175ZM248 107H247V110L248 111H250V112H252V109H248ZM254 107V106H253ZM256 107V106H255ZM254 107V109L255 110H257L256 108ZM264 107V106H263ZM26 108H27V106H26ZM31 108V107H30ZM30 109V110H34V109ZM39 108H42V107H39ZM38 108V109H39ZM58 108V107H57ZM60 108V107H59ZM59 108H58V111H59ZM65 108V107H64ZM63 108V109H64ZM84 107H82V109H83ZM90 108V107H89ZM93 108V107H92ZM97 108V109H98ZM102 108H104V107H102ZM106 108V107H105ZM108 108V107H107ZM145 108V107H144ZM155 108V107H154ZM161 108V107H160ZM166 108V107H165ZM190 108V107H189ZM193 108H194V106H193ZM202 108V107H201ZM223 108H225V107H223ZM230 108V107H229ZM22 109H25V107H23ZM27 109H29V108H27ZM46 109V108H45ZM67 109V108H66ZM79 109V108H78ZM77 109V110H78ZM81 109V108H80ZM85 109V108H84ZM91 109V108H90ZM96 109V110H97ZM101 109V108H100ZM97 110V111H101V110ZM124 109H123V112H124ZM142 109V108H141ZM140 109V110H141ZM148 109V108H147ZM151 109V111H149L148 110V112H152V113H154V111L152 110V108H150ZM163 109V108H162ZM177 109V108H176ZM182 109V108H181ZM210 109H211V107H210ZM244 109V108H243ZM20 110V109H19ZM34 110V111H35ZM62 110V109H61ZM74 110V109H73ZM87 110V109H86ZM109 110V109H108ZM127 110V109H126ZM145 110H146V108H145ZM173 110H175V108L173 109ZM185 110V109H184ZM196 110V109H195ZM263 110V109H262ZM11 111V110H10ZM9 111V112H10ZM22 111V110H21ZM20 111V112H21ZM27 111V110H26ZM29 111V110H28ZM38 111V110H37ZM72 111V110H71ZM75 111V110H74ZM82 111H84V110H82ZM81 111V112H82ZM95 110L93 109V112H94ZM165 111V114H162L163 116L164 115H167V110H164ZM180 111H182V110H180ZM212 111V110H211ZM231 111V110H230ZM36 112V111H35ZM40 112H41V109H40ZM44 112H46L45 110H44ZM57 112V111H56ZM87 112H88V110H87ZM89 112H90V110H89ZM92 112V113H93ZM102 112V111H101ZM122 112V113H123ZM126 112H128V111H126ZM125 112V113H126ZM130 112V113H131ZM185 112V111H184ZM238 112V111H237ZM258 112V110L256 111V113H254V111H253V114L252 115H254L253 116V118L252 117H246V115L248 116V114H244L245 115V118L243 117V116H241L242 118H244V119H246L247 118V120H244V119H241V120H244V121H242V124H241V122L239 123V124H241V125H239V127L240 126H248V125H246V124H243V123H247L250 119L252 120V121H254L253 119H256V118H254L255 116H257L256 114H258L259 115V113H257ZM262 112V111H261ZM260 112V113H261ZM2 113V112H1ZM47 113V112H46ZM58 113V112H57ZM86 113V112H85ZM84 113V115H86V117H87V114H85ZM94 113H96V111L94 112ZM105 112H103V114H104ZM141 113H142V111H141ZM164 113V112H163ZM169 113V112H168ZM198 113V112H197ZM247 113V112H246ZM23 114V113H22ZM37 114V113H36ZM45 114V113H44ZM50 114V113H49ZM52 114V113H51ZM60 114V113H59ZM62 114L63 113H61V117H63V116H65L64 114H63V116H62ZM66 114V113H65ZM76 114V113H75ZM80 114V113H79ZM99 114V113H98ZM97 113L95 114V116H88L89 118H86V119H84V121H83V123L85 122V126H80L81 128H83V129H81L82 131H80V129L75 133L74 131H73V129L76 131V127H77V122L79 121V119H78V121L76 120V119H74V118H76L74 115H73V117H70L69 119H70V121L68 122V125H66V126H68L69 128H66V126L64 125V128H63V131H64V129L66 128V130L68 131V132H63L65 135H67L66 137V140H67V147H66V145H65V147H66V151H65V160H66V162H67V176L69 177V175H73V176H75V178L76 179H79V180H82V183H83V180H87V181H89L91 184L92 183H94L95 184V186H94V188L93 189H90L91 191H89V193L88 192H85V194L86 193H88V194H86V195H84L85 196V198H83L82 196H83V194H82V196H81V194H80V197H82V198H80L79 200H82L81 201V203H82V212L84 211V212H91V213H93V212H99L100 210L101 211H104L105 212V214H103L104 212H102V214L103 215H100L99 216V214L101 213V211L99 212V214L97 215V214H95V213H93L95 216L97 215V217L99 218L98 220H102V223L104 224V225H101V227L102 228H99V226H98V228H95L94 226V223L92 224V222H93V220H95L94 218H92V216L94 217V215H92L91 213V217L89 216L90 214L89 213H87V214H89V215H87L86 213H82L81 211V213L84 215V214H86L87 216H89V218H92V221L91 220H89L88 219V217H87V219H88V222L87 221H84V222H86V225H82L83 224V222L81 221V219L80 220H78V223H79V221H81V223H79V224H81V225H79L80 226V229H79V233H74V234H77V236H79V234H81L80 232H82V229H85L87 226V228L86 229H88L89 228V231L88 232H85V233H83L82 234V236H79V238L76 236V235H73V237H74V239H73V237H71L70 235H69V241H70V237H71V239H73L72 241L73 242H75V240H79L80 242L79 243H83V241L85 240L87 243H88V246L90 247V250L92 251V255L93 256H91L92 258L94 257L95 258V262H94V264H217L218 263V261H222L223 260V262H224V260H226V259H228L227 260V262L229 261V260H233L234 258H236L237 256H238V251H239V243H238V229H237V227L236 226H238V225H234V223H231V222H233V221H231L230 219L229 220H227L228 222H229V224L231 225V224H233V228L231 227V229H232V231H228V229H227V232H226V229H223V228H221V226L223 225V223L225 224L226 223V220L225 219H221V216L220 217H217L216 216V212L219 210V207L221 208V210H222V212L223 211H226L227 213H225L224 214V212H223V214L224 215H226V214H230V215H236L237 214V211L238 210H241L242 208V204H243V201L244 200H247L248 199V201H250L249 199H251L252 197H254L256 194H257V192H258V190H260L261 192H263V188H264V180H263V182L261 181L264 177V162H263V160H264V115L261 117V118H258V116H257V118H258V121L259 122H257L258 124H256V127L258 128V130H261V133H260V135H257L258 133H256V135H255V132H253V130H257V129H253L252 128V123H251V120L249 121V123H250V125L248 126V127H250L251 126V130H252V133H254V135L255 136H251L250 137V135H253V134H249V129L247 128V132L248 133H244V134H247V136L245 135V137H247V138H243L244 140H242V138H241V136H240V138H241V140H240V138L238 137V136H230V134L228 135H226V133H222V132H220V130H219V127H221V126H223V124H222V121L223 120H220L219 118H210L209 120L208 119H206V121H207V123H205V118L203 119L204 120V124H206L205 126L206 127H201V122L199 121V123L196 121H194V122H190V119L188 118V119H186V118H182V119H175V117L173 116V115H170L172 118L174 117V119H169L170 118V116H168L169 118H166L167 116H160V114H159V116L160 117H158V116H155V115H153V114H149L148 115V113H146V115L145 116H143V117H141V118H139L138 117V115L137 114H124L123 113V115L121 116V117H118V116H99ZM107 114V113H106ZM105 114V115H106ZM173 114H174V112H173ZM178 114V113H177ZM219 114V113H218ZM232 114H233V112H232ZM251 114V113H250ZM249 114V115H250ZM261 114H263V113H261ZM4 115V114H3ZM6 115V114H5ZM16 115V114H15ZM26 115V114H25ZM30 115V114H29ZM29 115H27V116H29ZM55 115H57V114H55ZM67 116L69 115V114H66ZM71 115V114H70ZM94 115V114H93ZM99 117H98V116ZM100 115H101V113H100ZM224 115H225V113H224ZM231 115V114H230ZM229 115V116H230ZM251 115V116H252ZM8 116V115H7ZM6 116V117H7ZM9 116H12V115H9ZM22 116V115H21ZM32 116H34V115H32ZM35 116H37V115H35ZM66 116V117H67ZM178 116V115H177ZM181 116V115H180ZM203 116V115H202ZM208 116V115H207ZM220 117H222L221 115H219ZM5 117V118H6ZM24 117V116H23ZM41 117H43V116H41ZM50 117H52L51 115H50ZM57 117H58V115H57ZM56 117V118H57ZM60 117V116H59ZM66 117H64V119L66 118ZM78 117V116H77ZM182 117V116H181ZM209 117V116H208ZM212 117V116H211ZM8 118V117H7ZM31 118V117H30ZM52 118H54V117H52ZM79 118V117H78ZM191 118V117H190ZM195 118V117H194ZM207 118V117H206ZM223 118V117H222ZM228 118V117H227ZM237 118V117H236ZM9 119V118H8ZM32 119H33V117H32ZM40 119V118H39ZM45 119V118H44ZM62 119V118H61ZM60 119V120H61ZM63 119V120H64ZM67 119V118H66ZM249 119V120H248ZM260 119V120H259ZM22 120V119H21ZM42 120V119H41ZM48 120V119H47ZM53 120V119H52ZM54 120H57V119H55L54 118ZM200 120H202V118H200ZM202 120V121H203ZM257 120V119H256ZM256 120H255V122H256ZM9 121V120H8ZM11 121V120H10ZM14 121V120H13ZM12 121V122H13ZM29 121V120H28ZM35 121V120H34ZM49 121H51V119L50 120H48L47 122H49ZM66 121H68V120H66ZM192 121V120H191ZM231 121V120H230ZM247 121V122H246ZM30 122V121H29ZM47 122H45L47 125H50V124H53L54 126H56V128H58L59 127V130H61L60 129V126H61V124H63V123H57L56 121H54L53 123H50V124H48ZM62 122V121H61ZM225 122V121H224ZM223 122V123H224ZM234 122V121H233ZM59 124L60 126H58V125H56V124ZM195 124V126H196V128H195V130H193L192 128H191V125H193L194 126V124ZM226 123H231V124H234V123H232V121L231 122H229V119H228V121L226 120V122H225V124ZM21 124V123H20ZM67 124V123H66ZM224 124V125H225ZM235 124H238V122H236ZM255 124H254V128H255ZM29 125V124H28ZM46 125V126H47ZM79 125V124H78ZM3 126H5V124L3 125ZM8 126V125H7ZM16 126H17V124H16ZM20 126V125H19ZM23 126L24 125H22L21 127H20V129L22 130V128H23ZM42 126H43V124H42ZM58 126V127H57ZM231 126V125H230ZM235 126V125H234ZM233 125H232V127H234ZM15 127V126H14ZM29 127H31V126H28V128ZM34 127V126H33ZM38 127V126H37ZM37 127H35L36 129H37ZM62 127V126H61ZM231 127V128H232ZM35 128H34V130H35ZM47 128V127H46ZM46 128H44L45 130H46ZM227 128H228V126H227ZM235 128V127H234ZM24 129V128H23ZM27 129V128H26ZM38 129H40L39 127H38ZM55 129V128H54ZM241 129H242V127H241ZM240 129V130H241ZM244 129V128H243ZM242 129V130H243ZM11 130L12 131H14L12 128H11ZM10 130V131H11ZM18 130V129H17ZM25 130V129H24ZM31 130H33V128L31 129ZM33 130V131H34ZM41 130V129H40ZM50 130V129H49ZM20 131V130H19ZM28 131V130H27ZM47 132H48V130H46ZM230 131V130H229ZM228 131V132H229ZM4 131H2V133H3ZM15 132V133H14ZM14 132H12V134L14 133V134H16V131H14ZM23 132V131H22ZM24 132H26V131H24ZM23 132V133H24ZM30 132V131H29ZM29 132H28V134H29ZM43 133H41V134H47V132H45V131H42ZM80 132V133H79ZM226 132V131H225ZM259 132V131H258ZM5 133V132H4ZM31 133V132H30ZM36 133H37V131H36ZM48 133H50V132H48ZM53 132H51V135H52V137L49 135V134H47V136L49 135L51 138H54L53 139V141H56L55 139H57L58 140V137H62L61 135L60 136H57V138H56V134L55 133H57V131L55 132L54 131V137H53V134H52ZM62 132H60V134H61ZM233 133V132H232ZM251 133V132H250ZM9 134V133H8ZM20 134V133H19ZM18 134V135H19ZM25 134H27V133H25ZM24 134V136H26ZM40 133H39V137H40V135H41ZM43 135L44 137H45V139L47 138V136L46 135ZM76 134V135H75ZM235 134V133H234ZM244 134H243V136H244ZM2 135V134H1ZM6 135V134H5ZM35 135V137H36V140H37V136H36V134H34ZM64 135V136H65ZM242 135V134H241ZM4 136V135H3ZM8 136V135H7ZM17 136V135H16ZM16 136H14V137H16ZM20 136V135H19ZM29 136V135H28ZM242 136V137H243ZM12 138L13 140H15V138ZM1 138V137H0ZM20 139L21 138H23L22 136H20L19 137ZM19 138H17V140L19 141L20 139ZM31 138V137H30ZM2 139V138H1ZM5 139H6V137H5ZM24 139V138H23ZM34 139V138H33ZM41 139H43V137L41 138ZM40 139V140H41ZM61 139V138H60ZM63 139V138H62ZM17 140H15L14 142H15V144H16V142H17ZM25 140V139H24ZM39 140V141H40ZM66 140H65V142H66ZM2 141V140H1ZM63 141V140H62ZM6 142H7V139H6ZM8 142H10V141H8ZM13 142V143H14ZM20 142H22V139L20 140ZM33 142V141H32ZM45 143H46V141H44ZM1 143V142H0ZM5 143V142H4ZM22 143H24V142H22ZM22 143L20 144V146L22 145ZM34 143V142H33ZM50 143V142H49ZM61 143V142H60ZM63 143V142H62ZM3 144V143H2ZM2 144H0V145H2ZM15 144L13 145V147L15 146ZM19 144V143H18ZM18 144H16V145H18ZM35 144V143H34ZM36 144H38V147L40 146L39 145V143H37L36 142ZM42 144V143H41ZM54 144H56V143H54ZM3 145H5V144H3ZM11 145V146H12ZM29 145V144H28ZM47 145V144H46ZM57 145L58 144H56V146L55 147H53L54 148V151H55V153H54V155L53 154H51L53 157H55L56 159H54L53 157V159L52 160H55V162H57L61 157H60V154L59 155H57L58 154V148H57ZM8 146V145H7ZM19 146V145H18ZM17 146V147H18ZM27 146V145H26ZM29 146H31V145H29ZM52 146V145H51ZM51 146H48V147H50V148H48L49 150L50 149H52V147ZM60 146V145H59ZM58 146V147H59ZM61 146H63V145H61ZM4 147H6V146H4ZM8 147H10V143H9V146ZM16 147V146H15ZM22 147V146H21ZM21 147H20V149H21ZM23 147H24V145H23ZM34 147H35V145H34ZM37 147V148H38ZM44 147V146H43ZM0 148H2V147H0ZM26 148V147H25ZM25 148H23L24 150H25ZM30 148V147H29ZM47 148V147H46ZM14 149V148H13ZM16 149V148H15ZM18 149V148H17ZM39 149V148H38ZM42 149V148H41ZM41 149H40V151H41ZM1 150V149H0ZM5 151V149H2V151ZM8 150V149H7ZM27 150V149H26ZM25 150V151H26ZM32 150H35V149H32ZM46 150V149H45ZM45 150H42V152L43 151H45ZM53 150V149H52ZM51 150V151H52ZM2 151H0V152H2ZM3 151V152H4ZM21 152H22V149L20 150ZM37 151V150H36ZM50 151V152H51ZM24 152V151H23ZM35 152V151H34ZM38 152V151H37ZM4 153H6V152H4ZM8 153V152H7ZM28 153H31V152H28ZM39 153V152H38ZM53 153V152H52ZM61 153V152H60ZM8 154H10V153H8ZM37 154V153H36ZM43 154H45V153H43ZM4 155V154H3ZM16 155V154H15ZM15 155H13L14 157H15ZM26 155V154H25ZM38 155V154H37ZM259 155V156H258ZM262 156V158H263V160L260 158V160L262 161V163L260 164V163H258V166L256 165V164H254V162L257 160L258 162H261V161H259V159H257L256 157L258 156V158L259 157H261ZM9 155H5V157H8ZM12 156V155H11ZM35 156V155H34ZM2 157V156H1ZM28 157H30V156H28ZM50 157V156H49ZM31 159H32V157H30ZM29 158V159H30ZM46 158V157H45ZM63 158V157H62ZM255 158H256V160H255ZM11 159V158H10ZM9 159V160H10ZM14 158L12 157V160H13ZM28 159V158H27ZM39 159V158H38ZM50 159V158H49ZM5 160H6V158H5ZM19 160V159H18ZM21 160H22V158H21ZM33 160V159H32ZM255 160V161H254ZM1 161V160H0ZM30 161V160H29ZM35 161V160H34ZM44 161V160H43ZM48 161V160H47ZM61 161V160H60ZM63 161V160H62ZM19 162H20V160H19ZM37 162H38V160H37ZM53 162V161H52ZM51 162V163H52ZM5 163V162H4ZM9 163V162H8ZM7 163V164H8ZM12 163V162H11ZM14 163V162H13ZM25 163V162H24ZM28 163H30V162H28L27 161V164ZM40 163H41V161H40ZM49 163V162H48ZM6 164V165H7ZM19 164V163H18ZM26 164V163H25ZM33 164V163H32ZM45 164V163H44ZM50 164V163H49ZM59 164H61V163H59ZM65 164V163H64ZM3 165V164H2ZM1 165V166H2ZM9 165V164H8ZM15 165V164H14ZM36 165V167H37V163L35 164ZM42 165H43V163H42ZM50 165H53V164H50ZM54 165H55V163H54ZM63 165V164H62ZM257 167H256V166ZM259 165H263V166H260L259 167ZM4 166V165H3ZM17 166H19V165H17ZM24 166V165H23ZM39 166V165H38ZM48 166V165H47ZM6 167V166H5ZM4 167V168H5ZM9 167H10V165H9ZM26 167V166H25ZM28 167H31V166H28ZM2 168V167H1ZM1 168H0V170H1ZM7 168H8V166H7ZM17 168V167H16ZM40 168V167H39ZM46 168V167H45ZM50 168V167H49ZM56 168V167H55ZM15 169V168H14ZM18 169V168H17ZM31 169V168H30ZM51 169V168H50ZM56 169H58V168H56ZM55 169V170H56ZM59 169H60V167H59ZM62 169V168H61ZM4 170V169H3ZM7 169H5V171H6ZM21 170V169H20ZM35 170V169H34ZM49 170V169H48ZM17 171V170H16ZM41 171V170H40ZM40 171H39V174H40ZM50 171V170H49ZM57 171V170H56ZM33 172V171H32ZM48 172V171H47ZM51 172V171H50ZM55 172V171H54ZM53 172V173H54ZM58 172V171H57ZM3 173V172H2ZM9 173V172H8ZM31 173V172H30ZM36 173V172H35ZM42 173V172H41ZM60 173H61V171H60ZM64 173V172H63ZM93 173H99V175H98V177H104V178H106L107 180L104 182L105 184H106V182L107 183H109L106 187H103L105 184H103V183H101V182H103V179L104 178H101V180L100 179H97L96 178V176L93 174ZM13 174V173H12ZM14 174H15V172H14ZM58 174V173H57ZM101 174V175H100ZM104 174V175H103ZM263 176H262V175ZM20 175V174H19ZM35 175V174H34ZM34 175H33V177H34ZM41 175V174H40ZM44 175H46V174H44ZM48 175V174H47ZM55 175V174H54ZM17 176V175H16ZM31 176V175H30ZM51 176H52V174H51ZM56 176V175H55ZM63 176V175H62ZM61 176V177H62ZM1 177V176H0ZM3 177V176H2ZM21 177H23V178H25L24 176H21ZM46 177V176H45ZM54 177V176H53ZM53 177H49V178H53ZM71 177V176H70ZM262 179H261V178ZM6 178V177H5ZM10 178V177H9ZM43 178V177H42ZM60 178V177H59ZM73 178V177H72ZM96 178V180H99V181H101V182H99L100 184H103L102 185V188L100 187V185H99V183H98V181H97V183L94 181V179ZM1 179V178H0ZM12 179V178H11ZM21 179V178H20ZM47 179V178H46ZM3 180V179H2ZM19 180V179H18ZM18 180H17V182H18ZM35 180V179H34ZM58 180V179H57ZM56 180V181H57ZM74 180V179H73ZM5 181V180H4ZM3 181V182H4ZM7 181H9L8 179H7ZM12 181H14L13 179L11 180V182ZM21 181V180H20ZM19 181V182H20ZM36 181H38L37 179L34 181V183L36 182ZM40 182L42 181V179L41 180H39ZM39 181H38V183H39ZM43 181H45V179L43 180ZM43 181H42V183H43ZM51 181V180H50ZM54 181V180H53ZM68 181V180H67ZM74 181H76V180H74ZM2 182V181H1ZM0 182V183H1ZM10 182V181H9ZM19 182H18V184H19ZM47 182V181H46ZM45 182V183H46ZM48 182H49V179H48ZM47 182V183H48ZM59 182V181H58ZM80 182V181H79ZM86 182V181H85ZM14 183V182H13ZM12 183V184H13ZM16 183V182H15ZM14 183V184H15ZM33 182H31V184H32ZM55 183V182H54ZM57 183V182H56ZM55 183V184H56ZM63 183V182H62ZM62 183H60L59 182V185L61 184L62 185ZM64 183H67V182H64ZM64 183H63V185H64ZM68 183H70V182H68ZM76 183V182H75ZM77 183H78V181H77ZM3 184V183H2ZM22 184V183H21ZM25 184H28L27 182H25ZM44 184V183H43ZM43 184H41L42 186H43ZM52 184V183H51ZM74 184V183H73ZM23 185V184H22ZM29 185V184H28ZM27 185V186H28ZM39 185V184H38ZM40 185V186H41ZM50 184H47V186H49ZM54 185V184H53ZM71 185H72V182H71ZM87 185V184H86ZM111 185L114 187H111ZM8 185H6V186H4V187H7ZM10 186V185H9ZM14 185H12V187H13ZM16 186V188H17V184L15 185ZM41 186V187H42ZM68 186H70L69 184H68ZM67 186V188H69ZM74 186H78V185H75L74 184ZM81 186V185H80ZM80 186H78V187H80ZM88 186V185H87ZM91 186V185H90ZM92 186V187H93ZM19 187H20V185H19ZM29 187V186H28ZM33 187V186H32ZM35 188H37L36 187V185L34 186ZM34 187H33V190H34ZM60 187V186H59ZM63 187V186H62ZM65 187V186H64ZM71 188H72V186H70ZM86 187V186H85ZM15 188V187H14ZM27 188V187H26ZM30 188H31V186H30ZM45 188H46V186H45ZM74 188V187H73ZM1 189V188H0ZM6 189V188H5ZM5 189H4V191H5ZM13 189V188H12ZM22 189V188H21ZM47 189V188H46ZM45 189V190H46ZM55 189L56 188H54V191H55ZM61 189V188H60ZM64 189V188H63ZM66 189V188H65ZM64 189V190H65ZM79 189L80 188H78L77 190V192H79ZM81 189H83V188H81ZM85 189V188H84ZM87 189V188H86ZM89 189H87L86 191H88ZM16 190V189H15ZM17 190H19V189H17ZM24 190H26V189H24ZM28 190V189H27ZM32 190V189H31ZM37 190V189H36ZM43 190V189H42ZM75 190V189H74ZM2 191V190H1ZM20 191V190H19ZM37 191H40V190H37ZM49 191V190H48ZM47 191V192H48ZM53 191V192H54ZM57 191V190H56ZM62 191V190H61ZM68 191H69V189H68ZM6 193L8 192L7 191V189H6V191H5ZM25 192V191H24ZM31 193H33L32 194V196L35 194L34 193V191L32 192V191H30ZM52 192V191H51ZM64 192V191H63ZM66 192V191H65ZM80 192H81V190H80ZM1 193V192H0ZM29 193V192H28ZM39 193V192H38ZM38 193H37V195H38ZM49 193V192H48ZM75 193V192H74ZM24 194V193H23ZM30 194V193H29ZM28 194V195H29ZM43 194V193H42ZM46 194V193H45ZM50 194V193H49ZM48 194V195H49ZM55 194V193H54ZM57 194H59V193H57ZM64 194V193H63ZM70 194V193H69ZM68 194V196L69 197H73V196H71V194L69 195ZM4 195V194H3ZM2 195V196H3ZM25 195V194H24ZM31 195V194H30ZM41 195V194H40ZM67 195V194H66ZM74 195V194H73ZM116 195V197H118L116 200L118 201H116L115 202V198H114V196ZM12 196V195H11ZM20 196V195H19ZM46 196H47V194H46ZM54 196H56V195H54ZM58 196V195H57ZM56 196V197H57ZM61 197H62V200L64 199L63 197L64 196H62V195H60ZM75 196V195H74ZM259 196V195H258ZM9 197H10V195H9ZM9 197H7V198H9ZM17 197V196H16ZM21 197V196H20ZM30 197V196H29ZM34 197V196H33ZM33 197H30V198H33ZM38 196H36V200H40V199H42V196H40V197H38V198H40V199H38L37 198ZM12 198V197H11ZM13 198H14V196H13ZM19 198V197H18ZM18 198H17V200H18ZM47 198V197H46ZM51 197H49V199H50ZM53 198V197H52ZM66 199H67V197H65ZM78 198V197H77ZM263 198H264V196H263ZM0 199H2V198H0ZM14 199H16V198H14ZM48 199V198H47ZM46 199V200H47ZM49 199L47 200V201H49ZM61 199V198H60ZM59 199V200H60ZM75 199V198H74ZM120 199V200H119ZM255 199H257V198H255ZM3 200V199H2ZM22 200V199H21ZM24 200V199H23ZM22 200V201H23ZM29 200V199H28ZM35 200V203L37 202ZM53 200V199H52ZM51 200V201H52ZM65 200V199H64ZM78 200V199H77ZM76 200V201H77ZM264 200V199H263ZM19 201V200H18ZM42 201H43V199H42ZM50 201V202H51ZM53 201H55L56 202V200H53ZM71 201V200H70ZM69 201V202H70ZM75 201V202H76ZM252 201V200H251ZM3 202V201H2ZM2 202H1V204H2ZM5 202V201H4ZM7 202H9V201H7ZM14 202V201H13ZM24 202V201H23ZM26 202V201H25ZM24 202V203H25ZM28 202V201H27ZM32 202H34V200H32ZM31 202V203H32ZM45 202V201H44ZM43 202V203H44ZM54 202V203H55ZM58 202V201H57ZM62 202V201H61ZM66 202H67V200H66ZM65 202V203H66ZM68 202V203H69ZM74 202V205L77 203H75ZM220 202H222V203H220ZM6 203V202H5ZM18 203V202H17ZM28 203H30V202H28ZM27 203V204H28ZM38 203V202H37ZM36 203V204H37ZM43 203H41V205H40V203H39V205L40 206H42V204ZM49 203V202H48ZM48 203H47V205L46 206H48ZM68 203H67V206H65L66 208L68 207L69 208V206H68ZM71 203V202H70ZM73 203V202H72ZM224 203V204H223ZM247 203V202H246ZM249 203V202H248ZM252 203H253V201H252ZM0 204V205H1ZM10 204V203H9ZM11 204H13V203H11ZM21 204V203H20ZM23 204V203H22ZM36 204H33L32 203V205H36ZM45 204V203H44ZM50 204V203H49ZM52 204H53V202H52ZM51 204V205H52ZM60 204V203H59ZM116 204H117V206H116ZM256 204V203H255ZM258 204V203H257ZM262 204V203H261ZM3 205H5L6 206V204H4L3 203ZM28 205H30V204H28ZM31 205V206H32ZM51 205H49V206H51ZM58 204L56 203L55 204V206L56 207H58L57 206ZM61 205V204H60ZM73 205V204H72ZM72 205H70V207L72 206ZM73 205V206H74ZM77 205L78 204H76L75 205V207H77ZM251 205V204H250ZM249 205V206H250ZM2 206V205H1ZM8 206H10V205H8ZM7 206V207H8ZM11 206H14V205H11ZM21 206V205H20ZM19 206V207H20ZM24 205H22V207H23ZM40 206L39 207H36V206H34V207H36V208H38L39 210H40ZM44 206V205H43ZM49 206H48V208H49ZM62 206V205H61ZM63 206H64V203H63ZM72 206V207H73ZM114 206H116L115 208H114ZM258 206V205H257ZM6 207V208H7ZM18 206L16 207L17 208V210L19 211V209H21L22 210V208L20 207L19 208ZM26 207V206H25ZM30 207V206H29ZM33 207V208H34ZM56 207H54V208H56ZM75 207H73V209H75ZM80 205H79V207H78V209H80ZM5 208V209H6ZM14 208V207H13ZM15 208V209H16ZM19 208V209H18ZM45 208H47V207H45ZM47 208V209H48ZM51 208V207H50ZM64 209V210H67V209ZM102 208V209H101ZM244 208V207H243ZM248 208V207H247ZM251 208V207H250ZM8 209V208H7ZM7 209H6V211H7ZM30 210V208H26L25 209V211L24 212H22V213H25L26 211H28V210ZM35 209V208H34ZM46 209V210H47ZM58 209V208H57ZM56 209V210H57ZM59 209H61L60 207H59ZM72 209V210H73ZM99 211H98V210ZM218 209V210H217ZM245 209V208H244ZM253 209V208H252ZM257 209V208H256ZM256 209H255V212H256ZM0 210H2V209H0ZM24 210V209H23ZM36 210V209H35ZM38 210V211H39ZM44 210V209H43ZM54 210V209H53ZM62 210H63V207H62ZM70 210L71 209H69L68 210V213L70 214ZM71 210V211H72ZM77 210V209H76ZM97 210V211H96ZM250 210V209H249ZM32 211V210H31ZM34 211V210H33ZM32 211V212H33ZM58 211V210H57ZM242 212L241 213H243L244 211L243 210H241ZM257 211H259L258 209H257ZM8 212H12V210L11 211H8ZM29 212V211H28ZM37 212V211H36ZM35 212V213H36ZM40 212V211H39ZM37 213V214H43V213ZM54 212H56L55 210H54ZM54 212H52L53 214H54ZM59 212V211H58ZM63 212V211H62ZM78 213V212H76V213H78V215L80 216L81 215V213ZM245 212H247V210L245 211ZM244 212V213H245ZM2 213V212H1ZM4 213V212H3ZM13 213V212H12ZM22 213H20V214H22ZM67 212H66V214H68ZM73 213L74 212H72V216H73ZM218 213H220V212H218ZM249 213H250V211H249ZM9 213H7V215H8ZM11 214V213H10ZM14 214V213H13ZM17 214H19V213H17ZM56 214H58V213H56ZM61 214V213H60ZM64 214V213H63ZM75 214V213H74ZM238 214H240V212L238 213ZM256 214V213H255ZM12 215V214H11ZM35 215V214H34ZM33 215V216H34ZM45 215L47 216V213H45ZM62 215V214H61ZM218 215V214H217ZM220 215V214H219ZM244 215V214H243ZM252 215V216H251ZM251 215H249V216H251V217H253V214H252V212H251ZM257 215V214H256ZM13 216V215H12ZM28 216H29V214H28ZM31 216V215H30ZM37 216V215H36ZM49 216H51V215H49ZM48 216V217H49ZM68 216H70V215H68ZM71 216V217H72ZM3 217V216H2ZM20 217V216H19ZM23 217V216H22ZM38 217V216H37ZM43 217H44V215H43ZM53 217H55V216H53ZM56 217H58V216H56ZM62 217H64L63 215H62ZM61 217V218H62ZM67 217V216H66ZM84 217V216H83ZM83 217H82V220H84L83 219ZM222 217H223V215H222ZM232 218H233V216H231ZM230 217V218H231ZM245 217V216H244ZM247 217V216H246ZM245 217V218H246ZM251 217H250V219H251ZM258 217V216H257ZM30 218V217H29ZM33 218H35V217H33ZM33 218H31L32 220H33ZM40 218H42V217H40ZM46 218V217H45ZM44 218V219H45ZM60 218V217H59ZM73 218H78V216L76 217V216H74ZM73 218H71V219H73ZM227 218V217H226ZM240 218V217H239ZM254 218V217H253ZM260 218H261V215H260ZM22 220H23V218H21ZM39 219V218H38ZM52 219H54V218H52ZM68 218H66V220H67ZM86 219V217H85V220H87ZM221 220V222H220V220ZM25 220V219H24ZM36 220H37V218H36ZM43 220V219H42ZM48 220H51V219H48ZM56 220V219H55ZM69 220H70V218H69ZM97 220V221H98ZM100 220V221H101ZM224 220H225V222H224ZM237 220H239V219H236V221ZM241 220H243L242 219V217H241ZM252 220V219H251ZM255 220V219H254ZM261 220H263V219H261ZM1 221V220H0ZM4 221V220H3ZM26 221H27V219H26ZM25 221V222H26ZM28 221H30V220H28ZM34 221V220H33ZM38 221V220H37ZM54 221V220H53ZM58 221H59V219H58ZM72 221V220H71ZM90 221V222H89ZM99 221V222H100ZM244 221V220H243ZM249 221V220H248ZM259 221V220H258ZM13 222V221H12ZM19 222V221H18ZM35 222V221H34ZM39 222V221H38ZM43 222V221H42ZM48 222V221H47ZM56 222V221H55ZM54 222V223H55ZM64 222V220L62 221V222H60V223H63ZM67 222V221H66ZM70 222V221H69ZM75 222V221H74ZM95 222V221H94ZM105 222V223H104ZM251 222V221H250ZM249 222V223H250ZM11 223V222H10ZM22 223H24V222H22ZM31 223V222H30ZM37 223V222H36ZM36 223H33L32 222V226L34 227V225L36 224ZM49 223V222H48ZM59 223V224H60ZM77 223V224H78ZM96 223H98V222H96ZM240 223V222H239ZM253 223H255V221L253 222L252 221V225H251V228L253 229V225L255 226V224H253ZM4 225H5V223H3ZM21 224V223H20ZM20 224H18V227H19V225ZM26 224V223H25ZM27 224H29L28 222H27ZM34 224V225H33ZM38 224V223H37ZM53 224V223H52ZM76 224V225H77ZM85 224V223H84ZM99 224H101V223H99ZM248 224V223H247ZM246 223H245V225H247ZM261 224V223H260ZM8 225V224H7ZM6 225V226H7ZM23 225V224H22ZM41 225V227L44 225V224H40V222H39V226ZM46 225V224H45ZM50 225V224H49ZM56 225V224H55ZM64 225V224H63ZM62 225V226H63ZM226 225H228V223L226 224ZM244 225V226H245ZM11 226H12V223H11ZM11 226H9L8 227V229H6V227H4L5 228V230H8V231H10L9 229H11L10 227ZM14 226H15V223H14ZM30 225H28V227H29ZM51 226V225H50ZM54 226V225H53ZM56 226H59L58 224L56 225ZM66 226V228L65 229H67L68 227H67V225H65ZM65 226H63V228L65 227ZM69 226H71V225H69ZM78 226V225H77ZM85 226V227H84ZM241 226V225H240ZM264 226V225H263ZM263 226H261L262 228H263ZM2 227V226H1ZM18 227H17V225H16V228L18 229ZM22 227V226H21ZM25 227V226H24ZM27 227V226H26ZM37 227V226H36ZM83 227V228H82ZM43 228V230H44V227H42ZM55 228V227H54ZM54 228H52L51 227V229H53L54 230ZM62 228V227H61ZM72 228H73V226H72ZM244 228H246V226L244 227ZM248 228V227H247ZM251 228H249V229H251ZM3 229V228H2ZM13 229H15V228H13ZM21 229V228H20ZM38 229V228H37ZM48 229H49V227H48ZM47 229V230H48ZM50 229V230H51ZM56 229H58V227H56ZM70 229V228H69ZM76 229V228H75ZM85 229V230H86ZM225 230V232L223 231V230ZM240 230H241V228H239ZM248 229V230H249ZM4 230V229H3ZM23 230H25L24 228H23ZM27 230V229H26ZM25 230V231H26ZM29 230V229H28ZM27 230V232H29ZM34 230H35V227H34ZM50 230H48V231H50ZM59 230H60V228H59ZM58 230V231H59ZM77 230H78V228H77ZM259 230V229H258ZM8 231H6V232H8ZM12 231H16V230H12ZM45 231V230H44ZM58 231H56V232H58ZM62 231V230H61ZM73 231H74V229H73ZM84 231V230H83ZM242 231V230H241ZM250 231V230H249ZM253 231H254V229H253ZM3 232V231H2ZM14 232H13V234H14ZM38 232V231H37ZM47 232V231H46ZM46 232H40V234H38V233H35V232H33V233H35V234H33V235H30V236H32L33 238L34 237H36L37 235H40L41 237H42V234H44L45 235V233ZM50 232H55V230L54 231H50ZM71 232V231H70ZM244 232V231H243ZM248 232V231H247ZM252 232V231H251ZM258 232V231H257ZM256 232V233H257ZM9 233H11V232H9ZM17 233H19L18 231H17ZM23 233V232H22ZM59 233V232H58ZM57 233V234H58ZM72 233V234H73ZM228 233V234H227ZM230 233V234H229ZM246 233V232H245ZM262 233V232H261ZM3 234H5V233H3ZM7 234V233H6ZM16 234V233H15ZM25 234H27V235H29L28 233H26L25 232ZM37 234V235H36ZM49 234V233H48ZM47 234V236H49ZM67 234H69V233H67ZM248 234V233H247ZM258 234H260V232L258 233ZM258 234H256L255 236H257ZM19 235H20V233H19ZM36 235V236H35ZM44 235H43V238H44ZM55 235V234H54ZM59 235H60V233H59ZM58 235V236H59ZM251 235V234H250ZM261 235V234H260ZM3 236V235H2ZM11 236V235H10ZM22 236V235H21ZM39 236V237H40ZM51 236H53V234L51 235ZM50 236V237H51ZM64 236H66V235H64ZM84 236V238H81V237H83ZM248 236V235H247ZM254 236V237H255ZM38 237V236H37ZM37 237H36V239H37ZM40 237V238H41ZM54 237V236H53ZM249 237V236H248ZM4 238V237H3ZM18 238V237H17ZM20 238V237H19ZM18 238V239H19ZM30 238V237H29ZM32 238V240H34ZM42 238V239H43ZM46 238V237H45ZM59 238H61V237H59ZM58 238V239H59ZM62 238H64V237H62ZM62 238L60 239V240H62ZM240 238V237H239ZM258 238V237H257ZM261 238V237H260ZM18 239H16L15 241H17ZM22 239H24L25 240V237H23ZM27 239H28V237H27ZM55 240L56 238L54 237V238H50V240ZM57 239V240H58ZM84 239V240H83ZM243 239V238H242ZM9 240H10V238H9ZM31 240V241H32ZM49 240V239H48ZM47 240V241H48ZM56 240V241H57ZM66 240H67V238H66ZM244 240V239H243ZM254 240V239H253ZM252 240V241H253ZM256 241H257V239H255ZM18 241H20V239L18 240ZM22 241V240H21ZM45 241V240H44ZM59 241V240H58ZM64 241H65V239H64ZM68 241V242H69ZM8 242V241H7ZM10 242V241H9ZM25 241H23V243H24ZM28 242H30V240L28 239ZM50 242H52V241H50ZM55 241H53V243H54ZM66 242V241H65ZM77 242V241H76ZM242 242H244V241H242ZM255 242V241H254ZM253 242V243H254ZM262 242V241H261ZM19 243V242H18ZM31 244L33 243V242H30ZM46 243H48V242H46ZM53 243H50L51 245L53 244ZM62 243V242H61ZM87 243L85 244V243H83V244H85L86 246H87ZM249 243V242H248ZM14 244V243H13ZM15 244H16V242H15ZM25 244V243H24ZM28 243H26V245H27ZM38 244H40V243H38ZM43 244V246H44V242L42 243ZM66 244H67V242H66ZM243 244V243H242ZM258 244V243H257ZM262 244H263V242H262ZM11 245V244H10ZM18 245V244H17ZM21 245V242H20V244H19V246ZM23 245V244H22ZM47 245V244H46ZM56 245H58L57 243H56ZM85 245H83V246H85ZM24 246V245H23ZM63 246V245H62ZM72 246H74V243H73V245ZM71 246V247H72ZM76 246V245H75ZM74 246V247H75ZM82 246V245H81ZM82 246V247H83ZM84 247V248H89V247ZM13 247V246H12ZM25 247V246H24ZM29 247V246H28ZM35 247V246H34ZM51 247V246H50ZM56 247V246H55ZM63 247H65V245L63 246ZM67 247V246H66ZM71 247H70V249H71ZM78 247V246H77ZM80 247V246H79ZM258 247V246H257ZM1 248V247H0ZM15 248V247H14ZM20 248H22L21 246H20ZM31 248V247H30ZM37 248H39L40 249V247H37ZM37 248H35L36 249V252L38 251L37 250ZM81 248V247H80ZM242 248V247H241ZM5 249V248H4ZM12 249V248H11ZM10 249V250H11ZM28 249V248H27ZM26 249V250H27ZM43 250L44 249H46V248H42ZM48 249V248H47ZM53 249V248H52ZM55 249V248H54ZM66 249V248H65ZM68 249V248H67ZM243 249V248H242ZM260 249V248H259ZM5 250H7V249H5ZM18 250V249H17ZM25 250V251H26ZM30 250V249H29ZM28 250V251H29ZM34 250V249H33ZM32 250V251H33ZM49 250V249H48ZM73 250V249H72ZM76 250H78V249H76ZM75 250V251H76ZM241 250V249H240ZM245 250V249H244ZM262 250H263V248H262ZM13 251V250H12ZM61 251H63V250H61ZM243 251V250H242ZM249 251V250H248ZM247 251V252H248ZM3 252V251H2ZM1 252V253H2ZM5 252V251H4ZM41 255L40 256H42V254H43V252H47V250L45 251H42L41 250ZM49 252V251H48ZM48 252H47V254H48ZM70 252V251H69ZM74 252V251H73ZM90 252V251H89ZM250 252V251H249ZM0 253V254H1ZM9 253V252H8ZM17 253H19V251H17ZM32 253V252H31ZM34 253V252H33ZM40 253V252H39ZM50 253H52V250L50 249ZM57 253V252H56ZM56 253L54 254V251H53V253H52V255H53V258L51 259V255L50 254H48V255H50V257L46 254H43V255H45L46 256V258L48 257V259L50 260L51 259V261H47V259H46V263H48L49 264V262H50V264H58L59 262H61L60 260H58V258H62V257H59L60 255H59V253H58V256L56 257ZM78 254H79V252H77ZM243 253V252H242ZM246 253V252H245ZM258 253V252H257ZM262 253V252H261ZM6 254V253H5ZM11 254V253H10ZM19 254H21V253H19ZM29 254H30V251H29ZM63 254V253H62ZM74 255L75 253H72V251H71V255ZM82 254V253H81ZM248 254V253H247ZM7 255V254H6ZM14 256H15V254H13ZM22 255V254H21ZM36 255H38L37 253H36ZM64 255H65V253H64ZM67 255V254H66ZM65 255V256H66ZM72 255V256H73ZM85 255H87V253L85 254ZM85 255H83L84 257L83 258H85V257H87V256H85ZM239 255H241V254H239ZM2 256V255H1ZM17 256H20V255H17ZM17 256H15V258L17 257ZM25 256V255H24ZM27 256V255H26ZM34 256V255H33ZM39 256V257H40ZM44 256V257H45ZM63 256V255H62ZM247 256V255H246ZM249 256V255H248ZM22 257V256H21ZM43 256H42V258H44ZM54 257L57 259V262H56V260L54 259ZM81 257V256H80ZM79 257V258H80ZM89 257V256H88ZM91 257H90V260H91ZM241 257V256H240ZM239 257V258H240ZM243 257V256H242ZM242 257H241V259H242ZM253 257V256H252ZM2 258V257H1ZM10 257H8V259H9ZM13 258V257H12ZM23 258V257H22ZM27 258H28V256H27ZM27 258H23V259H27ZM31 258H32V256H31ZM35 258V257H34ZM41 258V257H40ZM40 258H38V259H40ZM74 258V257H73ZM93 258V259H94ZM244 259H245V257H243ZM247 258V257H246ZM251 258V257H250ZM16 259H18L19 260V258H16ZM21 259V258H20ZM30 259V258H29ZM65 259V258H64ZM75 259H78L77 257H75ZM3 260H5V259H3ZM13 260H15V259H13ZM40 260H42V259H40ZM52 260H55V262L53 261L52 262ZM66 260V259H65ZM81 260V258L79 259V261ZM177 260V261H176ZM236 260V259H235ZM9 261V260H8ZM23 261V260H22ZM33 261V260H32ZM31 261V262H32ZM36 261V260H35ZM44 261V260H43ZM59 261V262H58ZM68 261V260H67ZM67 261H66V264H67ZM70 261V260H69ZM75 261H77V260H75ZM234 261V260H233ZM232 261V262H233ZM11 262V261H10ZM13 262V261H12ZM18 262V261H17ZM21 262V261H20ZM25 262V261H24ZM24 262H21L22 264H24ZM27 262H28V260L25 262L26 264H27ZM30 262V263H31ZM37 262H38V260H37ZM63 262H65V261H62V263ZM71 262V261H70ZM82 262V261H81ZM80 262V263H81ZM85 262H87L86 260H85ZM89 262H91V261H89ZM89 262H87V263H89ZM217 262V263H216ZM226 262V263H227ZM230 262V261H229ZM229 262H228V264H229ZM237 262H238V260H237ZM246 262V261H245ZM247 262H248V260H247ZM264 262V261H263ZM6 262H4V264H5ZM29 263V262H28ZM40 263V262H39ZM43 263V262H42ZM76 263H78V262H76ZM83 263V262H82ZM226 263H224V264H226ZM231 263V262H230ZM10 264V263H9ZM13 264V263H12ZM60 264V263H59ZM68 264H70V263H68ZM72 264H75V263H72ZM220 264V263H219ZM239 264V263H238Z\"/></svg>", "mask_w": 264, "mask_h": 264}]
</instances>
